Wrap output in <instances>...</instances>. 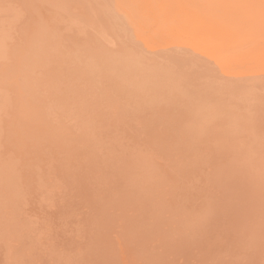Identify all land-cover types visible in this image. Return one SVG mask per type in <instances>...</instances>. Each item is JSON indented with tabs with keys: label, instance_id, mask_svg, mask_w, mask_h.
I'll return each mask as SVG.
<instances>
[{
	"label": "rangeland",
	"instance_id": "rangeland-1",
	"mask_svg": "<svg viewBox=\"0 0 264 264\" xmlns=\"http://www.w3.org/2000/svg\"><path fill=\"white\" fill-rule=\"evenodd\" d=\"M0 1H1V3H0V43H2V44H0V49H1L0 50V54H1L0 58H2V56L4 57V59H0V151H1L0 152V264H264V178L262 177V176H264L263 175L264 174V163H263L264 162V159H263L264 158V124H263L264 123V121H263L264 120V105H263L264 104L263 103L264 102V84H263L264 83V77H263L264 76V69H263V67H264V56H263L264 55V0H224V1L223 0H201L202 2L199 0L201 3L198 0H185V1L184 0H182V1L178 0L179 2L177 0H173L172 3H171L172 0L171 1L170 0L169 1L168 0H156L158 5H156L155 0H142V1L137 0L138 2L136 0H135V2H133V0H130V1L129 0H124V1L121 0L122 3H119L120 2L119 0H117V1H115V0H109V1L108 0L107 1L102 0L101 1L100 0L99 3L105 1V2H103V4L105 3L106 7L108 9L110 8V11L108 10V14H107L109 16L106 15V17H110V14L113 13V12H111L112 4H114V6L118 5V4L124 5L125 3H123V2L129 1L128 2L129 4L127 6L125 5L126 10H125V6H122V7L120 6L122 11H127V12L123 13L121 11V9L118 8L119 5L117 7H113V8H118V9H115L116 11L112 10V11H114L115 14H117L116 15L117 17L113 13L111 15V18H110L112 21H109V18H107V20H106V21H108L107 22L108 26H107V23H105V22L102 24V27H105L106 29L108 27H111L112 25H114V23L116 24L115 25L116 28L115 27H111L110 29L108 28V31L105 29V31H107L106 33H108L109 30L111 33V29L113 28L112 29L113 33L112 34L108 33L109 37H106L107 34L104 31H100L104 28L101 29V27H99V24H101L106 19V17L105 18L103 17L104 20L102 22H100L101 21L100 18L102 17V15H100L99 12L101 14L104 13L103 14V16H104L107 13V12L105 13L104 11H107V9H106V7H104L106 10L102 9L101 11H99V9L97 7L99 3H97V6H95L97 0H88V1L83 0V3H85L84 1L87 2L85 7H87V10H89L88 12L89 13L93 12L92 18L97 19L94 11L98 13L97 15H100V16H98L99 18L97 19L99 21V24H97L98 22L96 21V25L90 24L89 22L94 23L90 19H89L90 21H87L86 18L84 20V16L87 17V15H85L84 11H87V10H82V9H86V8H83L84 6H82V4H81V8L78 7V5H80L79 0H76V1L73 0L74 2H76V4L72 1V3H71L72 5L68 3V2H71V0L70 1L66 0V1H68L66 3L63 0H62L63 2L60 0H56V1L51 0L53 2L54 7L55 6L59 7L61 5L60 8H57V10H55V8H54L55 11L53 10V5H52V3H50L51 2L50 0H32V1L29 0L30 2L28 0H0ZM34 1L39 2V4L42 1L43 5H39L37 3L39 5V6H37V4L35 5V3H33ZM54 1L60 2V4L55 3ZM110 1H114V2L109 3ZM143 1H144V3H143ZM212 1H213V3L215 2V4L209 3ZM227 1H229L228 4H230V6H228ZM44 2L46 3V5ZM92 2H94L93 6H91ZM130 2H133V4L136 7V8L134 7L135 11H134V9H131V7H129L131 9L130 12H132V14L129 12L130 9L128 8V6L131 5ZM168 2H169V4H167ZM232 2H233V4H232ZM61 3H64V4H61ZM88 3H90L91 5L88 6L89 5ZM174 3L176 5H174ZM202 3H203V5L206 4L205 6L210 7L212 10H209L210 8L207 9V7L205 8V6H203ZM24 4H27V5H24ZM50 4L52 6V10L54 11V13L56 12V14L61 13L63 11V10L58 11V9L61 10L62 5L67 6V7H65L64 12H62L60 14L61 16L62 15L63 16L62 17L61 16L55 17L56 15L53 13L52 10H50L51 9L49 6ZM103 4H99V7H102L101 5H103ZM231 4L234 5L237 9L234 8V6L232 7ZM73 5L74 6L77 5L76 7H78V9H81L83 11V13H80V10L78 11V9L71 7ZM108 5H110V6H108ZM153 5H154L155 9H154ZM224 5H227L229 8L227 6L224 7ZM23 6H27V8L26 7L23 8ZM64 6H63V8H64ZM180 6H181V8H179ZM42 7H47V8H45V9L43 8V10H42ZM69 7H70V9H69ZM96 7H97V10L95 9ZM146 7H147V10L145 9ZM170 7H172V8H170ZM226 7L229 9V11H226ZM67 8L69 9L67 11L71 10L70 13L73 10H75V12H72L71 14L70 13L67 14L68 12L65 11ZM71 8H73V10ZM141 8H143L144 10L143 9L141 10ZM25 9H27V10H25ZM29 9L31 10V12ZM46 9L47 10L49 9V10L47 11ZM174 9H176V10H174ZM179 9L181 11H179ZM37 10H41L40 12L42 14V17L44 19L46 18L47 21L42 19L41 14L36 12ZM138 10H140V11H138ZM151 10H154V11L151 12ZM160 10H161V12H160ZM24 11L26 13H24ZM49 11L52 13H50ZM120 11L123 13L122 15H119V14H121ZM185 11H187V12H185ZM211 11H213V13ZM18 12H19V14H18ZM47 12H49V13H47ZM65 12H67V13H65ZM78 12L80 14H78ZM88 12H87V14H88ZM118 12H120V13H118ZM135 12H136V14H134ZM138 12H140L141 14ZM169 12H170V14H168ZM172 12H174L173 14L175 15V17H174V15H172ZM228 12H230V13H228ZM34 13H36V14H34ZM126 13L131 15V16H129L127 14L130 18L132 16L134 17L135 15H137V16H135L136 19L139 18L141 21L134 19L135 18L134 17V18H131V20L129 22L132 25L128 24L129 18L126 15ZM165 13L167 14L168 18L166 20L165 19L163 20V18H166V16L164 17ZM24 14L26 16H28L25 19H24V17H26V16ZM38 14L40 15V17H38L39 16ZM43 14H45V15H43ZM81 14H84V15L80 16ZM188 14H190V15H188ZM23 15H24V17H23ZM51 15H52V17L54 16L53 17L54 19L51 17ZM123 15H125V16L123 17ZM155 15L159 16V18L162 19L163 24L170 23L169 17L173 16L171 18L172 19L171 21L173 23L171 22L169 24V26H167L168 24L166 26L164 25L166 27V29H165V27L161 24L162 23L161 20L158 23L157 19H159V18H157ZM17 16H20L19 18L21 20ZM48 16H49V18H47ZM57 16H58V14H57ZM78 16H80L84 20V21H82V24H80L78 22H81V18L79 19L80 21H78L77 23L80 24V26L75 23L78 20V19L75 20V17L77 18ZM88 16H89V18H91V14H89ZM93 16H95L96 18ZM114 16H115V18H114ZM142 16H143V18H145L147 20L148 23L144 21L145 19L142 21ZM189 16H191V17H189ZM73 17H74V19H73ZM121 17L126 19V20H124V22H127V23H125V24H127V26L129 25L128 27L125 25L128 30H124L126 28L122 27L123 29L119 28L120 29L119 31L115 30V31H117V33H116L114 31V29H117L119 27L118 25H120V26L124 25ZM155 17H156V19H154ZM16 18H17V21L15 20ZM40 18H41L42 22L39 20ZM56 18H58L57 22L55 21ZM116 18L121 19L122 23L118 22L120 24H117L118 20L116 22H114L113 20H115ZM150 18H153V19H151V21L153 20L152 23H151V21L149 22ZM174 18H176V19H174ZM180 18H181V21H180ZM26 19H28V20H26ZM50 19H53V20H50ZM71 19L73 20V22L75 20V22L73 23ZM18 20L21 23H19ZM132 20H135V23L138 21L139 24L138 23H136V24H138V27L141 26V28L140 27L135 28V26H137V25L134 24V22ZM35 21L37 22V25H35L36 24ZM70 21L73 23L72 25L75 24L79 27L87 25V23H89L88 25H92L91 28L94 25V27L92 28V29H94V32L91 31L92 29H90V30L84 29L83 32L85 35H82V34L79 35L76 33L77 32L76 28L79 29V27L72 26L75 28L69 29V30H72V32L70 31L68 33L69 30H67L66 28L65 29H63V28L70 26V24H71ZM154 21L156 22V24ZM164 21H166V22L164 23ZM27 22L29 24H26ZM46 22H48L49 24L48 23L46 24ZM109 22H111L113 24H111ZM22 23L26 24L27 26L22 24ZM43 23H44V25H43ZM181 23H184V24H181ZM185 23H187L186 26H185ZM201 23H203V25ZM21 24H22V26H21ZM140 24H142V25H140ZM145 24H147V25H145ZM149 24H151L150 27H149ZM159 24H161V26L164 28V31H162L163 28H161ZM13 25L14 26L20 25L19 26L20 28L18 26H16L18 28L15 29V27ZM51 25H53L54 28L50 27ZM144 25L148 26V29H146L147 27H145ZM208 25H209V27H208ZM210 25H211V27H210ZM34 26H35V29H34ZM42 26H45V27L40 28V30L42 29L40 31L38 28L42 27ZM49 27H50V29H49ZM72 27L70 26L69 28H72ZM152 27L154 28V30L152 29ZM175 27L179 28L178 31H177V29H175ZM187 27H191V28H187ZM12 28H14V29H12ZM28 28H30V29H28ZM84 28H86V27L84 26ZM96 28H98V29H96ZM170 28H172V29H170ZM44 29H45V31L43 33L42 31ZM95 29L98 30V32L95 31ZM130 29H132V30L134 29L135 31L137 29H140V30L142 29V30H141V33H139L140 30H137L136 31L137 34H136V32H134V30L132 31ZM157 29H159V30H157ZM180 29H182L183 31L181 30L179 32ZM15 30L18 31V34H17V31L15 32ZM23 30H25V31H23ZM59 30L63 31V34L66 33V35L62 36L60 33H58L59 35L56 34L57 32H59ZM81 30L82 29H79L78 32L80 33ZM85 30H87V31H85ZM121 30L126 31L125 35L128 34L129 36L126 35V36L121 37V35H124L122 33L120 35L118 34V32L120 33ZM218 30H220V31L218 32ZM20 31L25 32V34H23V32H22V34H20L21 33ZM46 31H47V33H46ZM50 31L51 32L53 31V32L51 33ZM143 31L146 32V34ZM159 31L163 35L165 34L164 36L161 35V40H163V42L161 40H158V38L160 37ZM173 31L175 33V36H174ZM33 32H34V34H32ZM85 32H89L88 35H91L92 34L91 32H93V34L95 32H97V33H95L94 35L92 34L94 36V38L91 39L90 38L91 36H87ZM99 32H101V33H99ZM102 32H104L105 34H103ZM121 32H123V31H121ZM147 32H148V34H147ZM183 32L186 34L184 35ZM207 32H210L212 34H209ZM40 33H43V36H46V37H43L42 34H40ZM132 33H134V34H132ZM179 33H181V34H179ZM35 34H38L39 37L34 36ZM52 34H53V36H51ZM67 34L70 35V39L68 37L69 35L67 36ZM73 34H75V35H73ZM101 34H103L104 36L103 35L101 36ZM115 34L116 35L118 34L117 36L121 37L120 40L115 38L116 37ZM139 34L140 35L143 34L142 38ZM152 34H154L155 39L153 38L154 36ZM157 34H158V36H157ZM219 34H220L221 38H220V36H217ZM17 35H19V36H17ZM22 35H24V36H22ZM32 35H33V37H31ZM57 35L60 37V39H62V40L65 39L63 42L59 38H57L58 41L59 40L61 41V42L59 41L60 43L59 42L58 43L59 44L62 43L61 45H59V47L56 46V45H58V43L55 39L57 37ZM71 35H72V37H71ZM76 35H77V37H76ZM96 35H97V37H96ZM134 35H138V36H136L137 38H135ZM146 35H148V36H146ZM166 35H167V38L165 37ZM21 36L24 39H22ZM40 36H42L43 40L40 38ZM74 36L76 38L81 37V36H84V37L87 36L86 38L89 37L88 38L90 40L89 45L91 44L90 42H92V46H89L88 44H86L88 42V40H85L86 38L84 39L83 37H81L79 39H76V38H74ZM19 37H20V39H19ZM125 37H127V38L133 37L134 39H132V38L126 39ZM156 37H157V39H156ZM177 37L180 39L178 40ZM186 37L188 39L187 41L185 39ZM3 38H4V40H3ZM27 38H29L28 39L29 41L27 40ZM33 38H34V40H33ZM44 38H46V39H44ZM50 38H51V40H50ZM149 38H151V40ZM162 38H164V39H162ZM172 38H173V40H171ZM35 39H36V41H35ZM67 39H68V41H66ZM80 39L81 40L84 39V40L81 42H78ZM94 39H97L98 41H95ZM99 39H101V40L105 39V40H103L104 42H107L109 40L110 42L108 41L107 43H105L104 48H103L102 47L103 44H100V42H103V41H101ZM121 39H123V40H121ZM196 39H198V40H196ZM19 40H20L19 44H21V43L24 44V45L21 44L22 48L18 45ZM21 40H23V41L25 40L24 41L25 43ZM53 40H55L54 44H53ZM116 40L122 44H119ZM127 40H129V41H127ZM139 40L143 41L144 44H142V42H140ZM175 40H177L179 42H177ZM180 40H182V42H181L182 45L180 44ZM183 40H185V42ZM31 41L33 42V44L35 46L31 43ZM45 41H46V43H49L48 41H50V43L45 44ZM84 41H86V42H84ZM146 41L148 43H151V44H148ZM167 41L169 44L167 43ZM41 42H44V43H41ZM82 42H84V43H82ZM153 42H155V43H153ZM197 42L199 45H197ZM78 43H80V44H78ZM133 43H135V44H133ZM152 43H153V46H152ZM156 43L160 46H156ZM25 44H26V46H25ZM30 44H32V46ZM154 44H155V46H154ZM175 44H176V46H178V49L174 50V48H176V46L173 47ZM194 44H196V45H194ZM67 45H69V46H67ZM77 45H79V46H77ZM81 45H82V47H81ZM120 45H122V46H120ZM166 45H167V47H169V49L167 47L164 48V46H166ZM186 45H188V46H186ZM217 45H219V46H217ZM4 46L6 49H4ZM66 46H67V48L68 47L69 48L68 49L65 48ZM73 46L75 49H72ZM86 46H87V48L85 50H87V49L88 50L84 51V52H86L85 55H87V57L84 54H82L83 51H81V48L83 50V48ZM97 46L100 50L99 49L95 50V48L92 50V47H97ZM145 46L147 47V49ZM183 46L185 47V49ZM25 47H27L28 50H26L27 48H25ZM90 47H91V49H90ZM148 47H150V48H148ZM179 47H180V49H179ZM188 47H189V49H188ZM196 47L198 49H196ZM13 48H14V50H17L15 52V54H16L15 56L18 58H16V59H14L15 57H13L14 56V52L12 50ZM24 48H25V50L23 51ZM35 48H36V50H35ZM44 48L46 51L43 50ZM48 48H49V50L51 49V51H49ZM57 48L59 51H61L62 58H61L60 52L59 51L57 52ZM61 48H63V50ZM78 48L80 49L79 51H78ZM122 48H124V49H122ZM170 48H172V49H170ZM9 49H10V51H9ZM103 49H105L106 52ZM114 49H115V52L112 51ZM136 49L140 50V53ZM205 49H206V51H205ZM19 50L21 51L22 54L20 53V55H17L20 52ZM54 50H56V51H54ZM73 50H74V52H73ZM75 50H76V52H75ZM162 50H164V51H162ZM170 50L175 51V53L170 52ZM178 50H180V55H179ZM258 50H260V52ZM38 51H40V52H38ZM70 51H72V52H70ZM110 51H112V52H110ZM118 51H119L120 55H122L123 54L122 52L125 51L124 53L127 55L128 60L127 59L126 60L124 59V60H125V62L128 61L127 66H126V63H124L123 59H122V57H124V56L126 57L125 54H123L124 56L119 55L120 59L122 60V63L120 60H115L119 57L118 53H116ZM120 51L122 54L120 53ZM155 51H158V53ZM12 52H13V54H12L13 58L11 59L10 53H12ZM50 52L52 55L51 54L49 55ZM79 52L81 54L79 56L76 55L77 56L76 57L75 54H79ZM100 52H102V53H100ZM141 52H143V53H141ZM160 52H164L163 53L164 55H162ZM168 52H170V53L168 54ZM183 52H184V54H183ZM6 53L9 57L7 55H5ZM37 53H39L41 55H38ZM46 53L49 56H51L52 60H47L49 57ZM54 53H56L57 57L58 56L60 57V58L59 57L57 58V60H58L57 63L54 62L56 60V55ZM65 53H66V55H65ZM132 53H134V54H132ZM137 53L140 55H143L144 57L138 55ZM171 53H173V54H171ZM187 53H190V54H188L189 56L187 55L188 57L186 56ZM24 54H26V55H24ZM28 54L29 55L32 54V55H30V59L31 58L32 59L27 61L26 59H28V57H29ZM88 54H89V57H88ZM92 54H94V55H92ZM111 54H114V55H111ZM115 54H117V55H115ZM170 54L172 55L171 59H173V61L170 60V58H169V56H171ZM174 54H176L175 55L176 57H174ZM198 54H201V55L198 56ZM21 55H22V57H21ZM90 55H92V56H90ZM129 55H130L131 60H135V59L139 58V60H135L137 62L133 61V63H135V64L137 63L136 64V65H138L137 67H139V66L142 67L141 66L142 64H143V66L145 65L143 67V69L137 68L136 65L133 64L132 61L129 60L130 59V58H128ZM158 55L161 56V57H159V60L155 59V58H158ZM177 55H179V58H180L178 60H181V61H178L176 59V58H178ZM213 55L215 57H213ZM241 55H244V56H241ZM25 56H27V57H25ZM83 56H85V59L89 58V59H87L88 61L87 60L86 61L88 63L89 62H91V63H89V64L86 63L85 59L82 58ZM98 56L100 58H97ZM104 56H107V59ZM115 56H118V57H115ZM131 56L137 57V58L133 59ZM167 56H168V59L165 58ZM262 56H263V58H262ZM24 57H25V59L22 61V58H24ZM94 57H96L94 59L95 63H96V60H98V59H99V62H102V63H99L100 65L104 64L105 62L111 61L110 62L111 65H109V63L108 64L105 63L106 65H109V68H107L108 66L105 67L106 65L102 66L105 68V70H104L105 72H103L104 74L106 73V69L109 71L107 73L108 75H106L108 77H106L104 74H101L103 76L102 77L97 71L96 72L94 71V70H98V69L101 70V68H98V69L96 68V65L98 64V62L95 65H90L93 63V61L92 60L89 61V60H90V58L93 59ZM109 57L113 61L110 60ZM184 57L186 58V60L188 59V61H185ZM243 57H244V59H243ZM258 57H260V58H258ZM44 58H46L45 60H47L48 62L45 61ZM51 58H49V59H51ZM81 58L84 61L80 62ZM102 58H105L107 61L103 60ZM182 58H184V59H182ZM206 58H208V60ZM246 58L250 62H247ZM261 58H262V61H261ZM60 59L61 60L63 59V61L61 62ZM141 59H143V60H141ZM76 60L77 61L79 60V61L77 62ZM154 60H157V61L154 62ZM233 60L236 62H234ZM36 61L39 63H37ZM74 61L76 63H74ZM114 61H116V63L120 61L119 63H121V64H119V63L116 64L117 66L119 65L117 67L118 69L116 68V65L114 64ZM140 61L142 62V64H140ZM79 62L82 64H80ZM185 62H186V64H185ZM231 62H234L235 64L231 63ZM129 63L133 64L132 66H134V68L140 70V71H138V70L134 71V72L138 73L139 76H135L134 74H136V73H132L133 72L132 66L130 67L131 64H129ZM244 63H246L247 65H244ZM21 64H24V65H22V67H21L20 66ZM32 64H35L36 66L32 65ZM54 64H55V66H54ZM58 64H59V66H60V64H63V65H61L59 67ZM85 64L90 65L91 67L90 66L87 67ZM99 64H98V67H100ZM122 64L125 65L124 66L125 70L131 71V72L127 71L129 75L126 74L125 70H123V69H122L124 71L123 74H122V71H116V69L121 70V68L123 67ZM162 64L164 65V67L166 66L165 67V69L167 68L166 70L163 69L164 67H162L163 66ZM173 64H174V66H173ZM187 64H188V68L186 67ZM231 64H233L234 67H236L235 69H234V67L231 68L233 70L232 73H231V71H229L230 70L229 66H233ZM181 65H183V66H181ZM5 66H7V67L11 66L13 72L11 71V69L7 70L8 71L7 72L5 69L7 67H5ZM16 66H18L17 69H15ZM31 66H33L34 68L32 69ZM56 66L58 67V69ZM62 66H63V68H61ZM84 66H86V67H84ZM92 66L95 67V69H93ZM113 66H115V67H113ZM120 66H121V68H120ZM177 66L178 67L181 66V68L184 67V69L186 67V69L185 70L182 69V73H180L181 68L180 67L178 68ZM192 66H193V68H192ZM217 66H219L220 68ZM36 67L39 70H41L42 68L43 69H42V71H39L38 69H36ZM81 67H83V68H81ZM189 67H190V69H189ZM215 67H217V68H215ZM221 67H223V68H221ZM59 68L64 69V70L61 71V70H59ZM88 68L92 69V70L90 69L91 72H88L89 71ZM226 68H227V70H225ZM257 68L258 69L260 68V70L258 71ZM86 69H87V71H86ZM187 69H189L188 72H187ZM221 69L224 71V73ZM242 69H245V71ZM27 70H29V71H27ZM56 70H58L59 72H57ZM78 70H80L81 72ZM100 70H99V72H100ZM161 70L163 71V73ZM168 70H169V72L166 73L168 75L167 76L164 73V71L166 72ZM3 71H4V73H3ZM18 71L20 72V74L18 73ZM32 71H34V72H32ZM54 71H56V72L54 73ZM102 71H103V69H102ZM110 71H111V73L114 72L115 74L116 73L118 74L119 72H121V73H119V75L121 74V76L117 75L118 76L117 77L115 74H111L112 75V76L110 75L111 78L114 75V76H116V78L115 77H113V78H115L116 80H113V78L110 80V78H109ZM146 71L147 72L149 71V73H146ZM151 71H154L153 75H151L152 74ZM185 71L187 72V74L189 73L188 74L189 79L192 77L191 79L193 81L195 79L196 80L194 82L193 81L189 82L188 81L189 79L183 78L184 80H182V78H179L180 75H183L181 77L186 76ZM197 71H198V73H197ZM199 71H200V73H203L205 75L200 74ZM14 72H17V73H14ZM29 72H31L32 75ZM93 72H95L96 74ZM139 72L146 73L147 78L149 75H151V77L148 78V82L151 83V84H149V86L151 85L150 86L151 88L148 86L146 88L144 86L145 84L147 85V81L145 80L146 82L144 81V83H143V79H147V78H143L145 76L143 75V73H140L141 74L140 75ZM214 72L216 74H214ZM13 73L15 74V76L13 75ZM92 73L95 75H93ZM130 73H132V74H130ZM170 73H171V75H170ZM220 73H222V74H220ZM247 73H249V75ZM262 73H263V75H261ZM22 74H23V76H22ZM16 75H17V77H16ZM26 75H27V77L24 78V76H26ZM68 75H70V76H68ZM126 75H127V77H126L127 81H128V79H130L132 77V75H134L133 76L134 79L133 78L130 79L129 84H128L129 81L127 83H124V81H123V80H125L124 76H126ZM190 75H192V76L190 77ZM237 75H238V77H236ZM256 75H257V77H260V79L258 78L259 81L257 80ZM30 76H32V77L30 79H28ZM128 76L130 78H128ZM152 76H153V79H152L153 81L150 82ZM166 76L168 77V79ZM188 76H187V78H188ZM195 76H199V77H195ZM207 76H210V77H207ZM217 76H220V77L218 78ZM251 76L254 78H252ZM105 77H106L107 81L105 80ZM119 77H121V78H119ZM122 77H124V78H122ZM138 77H140V78L142 77V79L139 78L141 81L140 80L138 81ZM165 77L167 80L165 79ZM204 77L208 78V79L206 80ZM222 77H224V79ZM235 77H236V79H234ZM246 77L249 78L250 83H249V81L248 82L246 81V80H248ZM8 78H10V80ZM32 78H33V80H32ZM161 78L164 80H162ZM197 78L198 79L200 78L201 80L199 79V81H197L198 80ZM7 79H8V82L10 81L9 83L6 82ZM121 79H123V80L120 81ZM180 79H181V81H183V82H181V85H180ZM45 80H46V82L47 81H53L51 83L54 85V87L52 84H51V86L53 88L51 86H49L48 84H50V83H48V82H47L48 84H46V82H42ZM93 80L95 82H93ZM96 80H97V83H96ZM112 80H113V82H111ZM135 80L138 82H142L144 84L143 86L142 85H140V86L143 89L146 88V92H145V90H143L144 93L142 94L146 97L142 96L140 93H137V90H138V92H141L142 89L140 88L141 91H139V88H137L138 87L137 84L134 83ZM262 80H263V82H262ZM170 81H172V82L170 83ZM184 81L185 82L188 81L187 83H191V84L194 83V84H192V87L190 86V84H188L189 87H187L188 85ZM220 81H222V82H220ZM254 81L256 82V84ZM1 82L3 83L2 85H1ZM21 82L24 83V84H22L23 86L21 85ZM37 82H40L39 83V85L41 86L40 88L44 87V89L41 90L40 88H38L39 85ZM167 82L169 84V85L167 84L168 86L166 85ZM257 82H259L261 85L258 84ZM17 83L18 84L20 83V85H18ZM203 83L206 86H204ZM123 84H125L127 86H125ZM182 84H183V88L181 87ZM199 84H201L200 85L201 87L199 86ZM227 84H228L229 88H228ZM112 85H114V86H112ZM132 85H134V86H132ZM221 85H222V87H221ZM225 85H226V87H225ZM6 86L8 88H6ZM101 86H103V87H101ZM123 86H125V87H123ZM135 86H137V87H135ZM170 86L173 87V90H171L172 87H170ZM185 86L188 88L189 92H187V89L186 90L184 89ZM20 87H22L21 90H20ZM31 87H34V90ZM96 87H98L97 91H96ZM133 87H135V88H133ZM207 87L208 88L210 87V89L212 87L214 90L213 89L210 90ZM232 87H233V89H231ZM18 88H19V91H18ZM23 88H24V90L22 91ZM93 88H94V90H93ZM117 88H118V90H117ZM148 88H150V89H148ZM166 88H167V90H166ZM196 88H197V90H196ZM218 88H219L220 92H219ZM238 88L239 89L241 88V89L239 90ZM38 89H40V90L38 91ZM168 89H169V92H168ZM160 90L162 93L164 92L165 94L164 93L162 94L161 92H159ZM215 90H217V91L215 92ZM221 90L224 92H222ZM31 91L34 93H30ZM124 91H126V92L124 93ZM131 91H133L134 93ZM172 91L174 93L175 92L178 93V91H179V93H178L179 95L178 94L175 95ZM208 91H209V93H208ZM26 92H28V93H26ZM59 92L61 94H62V92L64 93L63 97L65 99L62 98V96H60ZM94 92H96L97 94ZM184 92L188 95L187 97H189L190 93L194 94V95H190L191 98L193 97V100L190 98H185L186 94L184 96L183 95ZM211 92L215 93V94L218 93L215 96H217L219 99L217 97H215ZM228 92H229V94H228ZM23 93L24 94L26 93L25 95H27V96L30 95L29 99L31 100V102L26 96H23L24 95ZM81 93L83 95L85 94V96H83ZM199 93L203 94V95L200 96ZM226 93L228 96L227 98L223 95V94L226 95ZM247 93H249V95ZM19 94H21V95L18 96ZM33 94H35V95H33ZM112 94L113 95L118 94V95L113 96ZM172 94L175 96H173ZM204 94H207V95H204ZM235 94H236V96H237V94L240 95V96H237V98H236V99L240 98L238 105H237V102H235L236 99L234 100V97H236V96H234ZM243 94H244V96L246 95L245 96L246 98H244ZM134 95L137 99L134 97ZM220 95L222 97L224 96V98H226V99L223 100L224 98L222 99V97ZM231 95L234 97H231ZM251 95L255 99H253ZM261 95L263 97H261ZM36 96H39V98L40 97H42V98L39 99ZM56 96H58V98L60 97L59 99L61 100V103H60L59 99L56 98ZM170 96H171V98H170ZM178 96H180V97H178ZM257 96H259V97H257ZM21 97L23 99H21ZM34 97L36 98L35 101H33ZM128 97L131 100L133 98V100L130 101V99ZM147 97L150 99L149 101H146L148 99ZM200 97L201 98L203 97L204 99L208 98L207 100L208 101L210 100V101L207 104H208V106L210 105L209 107H213V108L210 109L209 107H207L206 102H208V101L206 99L204 100L203 98H202L203 99L202 100V99H200ZM9 98L12 99L13 102H11V100ZM26 98H27V100H26ZM61 98L64 101L65 100L66 101L62 103ZM157 98H159V99H157ZM182 98H184L183 100L189 99V100H186L188 102H186V101L185 102L187 104L189 103L190 105L192 104V106L194 108L192 106L191 107L188 106L189 108H186L187 104L186 105L182 104V107H181L180 106L181 104H179L181 102L178 103L177 100L179 101ZM196 98H197V102H196V100H194ZM212 98H215V101ZM216 98H217V101H216ZM251 98L254 100V103H253V100L251 101ZM257 98L258 99L263 98V99H260V101H259ZM37 100H39V101H37ZM139 100H143V102L142 101L139 102ZM144 100H145V102H144ZM233 100H234V102H233ZM240 100H242V102H244V103L246 102L247 104L246 103L242 104V102H241V105H240ZM56 101H59V102H56ZM172 101H174V103L176 102L175 103L176 105H174V103ZM192 101H194L195 103ZM226 101H227V103L228 102L229 103L227 104ZM17 102H18V104H17ZM98 102L100 103L99 105H98ZM141 102H142V104H141ZM185 102H183V103H185ZM190 102H192V103H190ZM218 102H219V105H218ZM259 102H261V104L263 106H259V105H261ZM13 103H15V104H13ZM22 103H23V105H22ZM168 103H169V106H168ZM198 103H201V104L199 105ZM24 104L26 106L29 105L26 108V110L28 109L27 112L24 108ZM122 104H124V105H122ZM196 104H198V105H196ZM204 104H206V105H204ZM233 104H235L236 107H235V105L233 106ZM252 104H254V105H252ZM19 105H21V106H19ZM203 105L206 106V111L207 110L212 111V112H210V114L215 113L216 115H220L219 116L220 120H218L219 118L216 119L215 115H213V116H211L212 114L209 115V111H207L208 115H206L207 112L204 113L208 117L211 116L210 117L211 121L212 120L215 121V119H216L218 121V122L215 121L216 124L213 121L211 122L212 124H210V122L207 123V121H209V118L205 117L206 118L205 119L204 115H203V117L202 116L198 117V113L199 114H201V112L203 113V111H202L203 109L201 110V108H203L201 106H203ZM228 105H229L228 108L233 107V108H231L233 111L231 109H229L230 113L227 111L228 109L227 110L225 109V107H227ZM249 105H250L251 109L249 108ZM18 106H19V108H18ZM22 106H23V111L21 110ZM32 106H33V108H32ZM237 106H240L238 108H241V109L238 110ZM29 107L31 108V110ZM120 107L123 108V110H121ZM138 108H140V110ZM207 108H209V109H207ZM223 108H224V110H223ZM42 109L45 111L41 112ZM181 109L185 110L186 112L183 110L181 111ZM197 109H200L199 110L200 112ZM258 109H259V111H258ZM100 110L102 111L101 113H100ZM106 110H108V111H106ZM125 110H128V112ZM149 110H150V112H149ZM163 110H165V111H163ZM174 110H176V112ZM204 110H205V108H204ZM119 111L122 113V115ZM129 111L131 112L132 115L133 114H135V115H133V117H132V115L129 113ZM189 111L191 114L193 112L192 119H191V116H190L191 114L189 113ZM194 111L197 113V115ZM222 111H224L225 114H227V115H228V113L231 114L232 117L231 118L229 117L230 118L229 119L228 118L229 115L228 116L223 115ZM234 111H235V113H234ZM242 111L248 115L246 116V114H245V116H244V113ZM104 112H106V113H104ZM164 112L165 113L167 112V113L165 114ZM181 112L184 115H182ZM194 113L196 116L194 115ZM137 114H139V115H137ZM240 114H243V116ZM123 115H125V116H123ZM142 115L145 117H143ZM179 115H180V119H182V121H180V119L178 118ZM181 115L184 117V119H186L189 115V117H188L189 121H186V122L188 124L191 122L189 124V126H187L188 124L186 122H184V123H186V125L184 124L186 127H184L183 129L180 128V126L181 127L184 126L183 123L181 124V122H183L185 120H183V117H181ZM14 116H16V117H14ZM139 116L140 117L142 116V117L140 118ZM153 116H154V119H152ZM214 116H215V118H214ZM201 117L203 119H200ZM224 117L228 118L227 119L228 121L224 119L226 121V123H223V122H225L224 120H222ZM130 118H132V119H130ZM142 118L145 121H143ZM194 118H196V119H194ZM212 118H214V119H212ZM236 118L238 119V121H239V118H240V121L242 119L243 120H242V122L239 121L240 122L239 123L238 121H235ZM17 119H19V121H21V122H19ZM23 119L26 120V122ZM140 119H141V121H140ZM197 119L200 121H198ZM48 120L50 122H48ZM191 120H193V121H191ZM195 120H197V122ZM259 120H260V122H259ZM147 121H149V123ZM30 122H32V124ZM34 122H35V124H34ZM227 122H229V123H227ZM49 123H51L50 124L51 128H52V126L53 127L59 126L58 130L60 128L64 132H67V134L66 133L64 134V132H61V130L58 131L56 128L55 132L57 133V131H58L57 134H59V132H60L61 133L60 135L64 134L66 137L67 136L68 137L64 138L63 137L64 135H63L61 138L62 140H60L59 143L56 142L59 140V137H58L59 135L55 138L54 137L47 138L49 136H52V135L55 136L56 135L53 131H51L49 129L50 128ZM236 123H237V125H236ZM249 123H250V125H249ZM37 124H39V125H37ZM156 124L160 128L158 126H156ZM225 124L230 125V126L228 127ZM23 125H25V128ZM32 125H33L34 129H33ZM34 125H37V127H35ZM40 125H42V126H40ZM133 125H135V126L133 127ZM193 125H194V127H193ZM197 125H198V127L200 126L199 127L200 129H198L199 131L196 130ZM212 125L215 127H212ZM233 125H236V127L239 128V130H240L239 135L237 134L238 132H235L238 136V139H237V137L235 138L234 135H232V137H230L231 136L230 134H232V133L234 134V131L237 130V128L234 127ZM71 126H73V127L71 128ZM153 126L154 127L156 126V127L154 128ZM204 126H205V128H204ZM232 126L236 129L234 130ZM40 127H42L43 130H45V131L48 130L49 133L47 134V132H46V134H44V135H47V137L45 136L46 138L42 135L43 130H42V132L40 131V134H38L39 130L42 129ZM131 127H133V128H131ZM137 127H139V128H137ZM210 127H212L214 130H212ZM17 128H20V129H17ZM37 128H40V129L38 130ZM100 128L103 130H101ZM144 128H146V129H144ZM240 128H242L243 132ZM7 129H9L10 131ZM13 129H15V130L13 131ZM30 129H32V130H30ZM115 129H117V130H115ZM129 129H130V131H129ZM141 129L143 132L145 130L147 132L145 131V133H142V131H139ZM155 129H157V130H155ZM201 129H202V131L204 130L203 131L204 134L206 132V135H203L204 137L202 136L203 138L198 137L199 134L202 133ZM37 130H38V132H36ZM66 130H68V131H66ZM188 130L192 131V134H193L192 136H194V138L197 135L196 138L197 137L199 138V139L197 138L198 141L200 139H202V140H200L199 142L197 141L196 138H195L196 141L193 140L194 138L190 135L191 132ZM193 130L196 132L197 131L198 132L201 131V132L200 133L197 132V133H195L196 135H194ZM50 131H51V133H50ZM187 131H188V133H187ZM219 131H221V132H219ZM229 131H231L232 133H230ZM78 132H81L80 135H77V134H79ZM208 132L210 133L209 136H208V134H209ZM228 132L230 134H227ZM13 133L15 134V137H14ZM127 133H129V135ZM139 133L144 134V137H143V135H141ZM148 133H150V134H148ZM222 133L227 134L226 136H229L231 139H229V137H227L228 139H226L225 134L223 135ZM257 133H258V135H257ZM50 134H52V135H50ZM70 134H71V138L69 137ZM41 135L43 137H41ZM72 135H74V136H72ZM148 135H150V136H148ZM220 135H223L224 137H222ZM259 135H260V137H259ZM35 136L36 137L38 136L39 138H36ZM79 136L81 137L80 140L78 139ZM190 136L192 138H190ZM76 137H78V138H76ZM209 137H210V139H209ZM217 137H219L220 139ZM17 138H18V140H17ZM57 138H58V140H55ZM83 138H85V139L82 141ZM91 138L95 139V140H90ZM222 138H224V139H222ZM50 139H51V142H53L54 144H57V145H54L53 143H51ZM71 139L73 142L71 141ZM183 139H184V141H183ZM205 139H206V141H205ZM218 139H219V141H217ZM68 140H70V141H68ZM78 140L80 142H78ZM98 140H100V142H98ZM118 140L121 143H119ZM185 140L186 141L188 140L189 142L188 141L186 142ZM41 141H43V142H41ZM44 141H45V143L47 142L48 145L47 144L44 145L43 144ZM62 141H63V143H62ZM94 141H95V144H94ZM101 141L104 142L105 144L102 143ZM135 141H137V142H135ZM228 142H230L231 145L228 146V144H229ZM253 142H254V145H253ZM13 143H15V145H13ZM28 143H29V145H28ZM87 143H90L91 145L87 144ZM233 143H235V144L233 145ZM249 143L251 145H249ZM50 144H52V145H50ZM86 144H87V146H89V145L90 146L87 147V146H85ZM126 144H128L129 146ZM186 144H188L189 146ZM36 145L37 146L39 145L40 147L39 146L37 147ZM92 145H95L98 148V152H96V153L99 156L97 157V155L95 154L96 155L95 158H98V159L92 158V157H94L93 156L94 154H91V152H95L94 150L96 149V147H94ZM111 145H112V147H111ZM214 145H215V147H214ZM19 146H20V148H18ZM55 146H57V148ZM68 146H69V148H68ZM205 146H206V148H205ZM251 146L254 149L253 148L250 149ZM11 147H13V148H11ZM32 147H34L33 150H32ZM65 147H67L68 149ZM189 147H191V148H189ZM21 148L23 149V151L24 150L25 151L29 150V151L23 152L21 150ZM87 148H88V150H87ZM90 148H91V150H90ZM15 149H17V150H15ZM41 149L45 150V151L42 152ZM113 149H114V151H113ZM120 149L123 151H121ZM125 149H129V150H125ZM257 149L259 151H257ZM6 150H7V153H5ZM37 150H40V151H37ZM104 150H105V152L108 151V153H105ZM173 150H174V152H172ZM194 150H196V151H194ZM232 150H234V151L231 153ZM55 151H57V152H55ZM96 151H97V149H96ZM115 152H116V154H115ZM254 152H256V153H254ZM18 153H19V155L21 154V156H19ZM30 153L33 155H31ZM66 153H68V156ZM87 153H89V154H87ZM194 153H196V155ZM257 153H258V155H257ZM262 153H263V155H261ZM60 154H63L64 157ZM110 154H113L114 156H112ZM230 154L232 157L228 156ZM23 155L27 158L26 159L27 163L25 162V157ZM197 155H199V156H197ZM20 157H21V159H20ZM40 157L41 158L43 157V158L41 159ZM125 157H126V159H125ZM22 158H23V160H22ZM78 158H82V159L78 160ZM39 159L41 160L40 162H39ZM94 159H95V161L101 160V162L97 161L95 163ZM119 159H121V160H119ZM202 159H204V160H202ZM28 160H29V162H28ZM32 160H34V161L32 162ZM89 160H92V161H89ZM137 160L139 161V163L137 162ZM56 161L57 162L59 161V162L57 163ZM67 161L69 162V164L67 163ZM74 161L75 162L78 161V162L75 163ZM120 161H122V162H120ZM82 162H84V164ZM111 162H113L112 163L113 165L111 164ZM211 162H212V164H211ZM34 163H36V164L34 165ZM78 163H80V164H78ZM81 163L83 165H81ZM92 163L95 165V167ZM98 163L102 164L101 165L102 168L104 166L105 167H104V169H101V170L97 169L99 171L94 172L96 170V167L101 168V166H98L99 165ZM221 163H223V164H221ZM255 163H257V164H255ZM28 164L31 165L32 167H30ZM88 164H89V166H88ZM109 164L112 166H110ZM123 164H125V165H123ZM233 164H235V165H233ZM107 166H109V167H107ZM129 166H130L131 170L128 169ZM57 167H60V169ZM63 167H64V169H63ZM69 167H71V168H69ZM131 167H133V169ZM184 167H186V168H184ZM92 168H93V170L95 169L94 171H92L93 173H91V171L89 170ZM114 168H117L118 170H120V171H118L119 173ZM126 168L129 171H127ZM139 168H141V169H139ZM68 169L72 170L71 173ZM87 169H88V171H87ZM112 169H114L115 171H112ZM187 169H189V170H187ZM244 169H245V171L246 170L247 171L244 172ZM260 169H261V171H260ZM33 170H35V172ZM64 170H67L69 172L64 171ZM85 171H87V172L84 174ZM108 171L109 172L111 171V174L114 172H116L115 174L118 173L117 176L115 174L110 176V178H112L114 180L110 179L111 181H109V177H108L109 174L108 173H107L108 175L106 174V172H108ZM130 171L131 172L135 171L137 175L134 174L135 172L131 173ZM177 171H179V172H177ZM185 171H187V172H185ZM26 172L30 173V174L32 172L33 177H31L32 175L27 174ZM240 172L243 173L242 176H239V175H241ZM76 173H78V174H76ZM104 173H105V175H103ZM228 173L229 174L232 173V174L229 175ZM234 173L236 174V178H235ZM67 174H68V176H67ZM98 174L99 175L102 174L103 176L102 175L99 176ZM165 174L168 176H166ZM213 174H214V176H213ZM106 175H107V177H106ZM174 175H175V177H174ZM86 176L88 179L85 178ZM113 176H114V178H113ZM127 176H129V177H127ZM63 177H64V180H63ZM68 177H70L71 179ZM81 177H83V178H81ZM91 177H94V178L92 179ZM95 177H100V178L103 177L108 182L103 180V178H101V180H103V181L100 180L102 182L100 184V182H97V179ZM213 177H214V179H213ZM100 178H98V179H100ZM173 178H175V179L173 180ZM231 178H232V180H231ZM243 178L245 180H243ZM224 179H225V181H224ZM77 180L80 182V184L78 182H76ZM85 180L88 182H85ZM89 180H91V182H89ZM94 180H96L95 181L96 183L94 182ZM237 180H239V181L237 182ZM82 181L84 182L83 184H82ZM182 181H183V183H182ZM70 182H72V183H70ZM92 182H94V183H92ZM133 183H135L134 186H133ZM28 184L30 186H28ZM81 184H82V187H78V185H81ZM135 185H137L136 186L137 188L133 190L135 192V194H134V192L131 193V190L135 187ZM240 185H242V186H240ZM66 186H68V187H66ZM28 187H29V189H28ZM69 187H71V188H69ZM100 187H102V188H100ZM103 187H105V188H103ZM244 188H246V190ZM78 189H80V190H78ZM98 189H100V190H98ZM83 190H85V192H83ZM227 190H229V192ZM242 191H244V193ZM67 193H68V195H67ZM136 194H138V195H136ZM107 195H108V197H107ZM132 196L135 199L129 200V197H132ZM33 198H35V199H33ZM247 198H248V200H247ZM106 199H107V201H106ZM133 200H135V201H133ZM92 203H94V204H92ZM93 205H95L96 207H94ZM91 206L95 209L91 208ZM204 211H206V212H204ZM202 213L204 215H202ZM91 218H93V219H91ZM183 219H184V222H183ZM93 220H96V221H93ZM121 222H123V223L121 224ZM97 224H99L98 226H100V227H98ZM106 227H108V228H106ZM131 230H133L134 232ZM95 231H98V233ZM178 231H180L181 233H179ZM126 233H127V235H126ZM63 234L65 236L62 238ZM94 234L99 235V236H94ZM173 236H175L174 238H176V239H174ZM207 237H208V239H207ZM91 238L92 239L94 238L96 244L99 245V247H102L104 245L103 248L104 247H106V248L100 249L98 246L95 245V242L92 243V241H94V240H92ZM78 239H80V240H78ZM99 240H101V243L103 240H105L104 244H102V246H100L101 244L99 243L100 242ZM162 240H164V241H162ZM168 240H170V241H168ZM172 240H174V241H172ZM208 240H210V241H208ZM224 241H225V243H223ZM89 242H91V243H89ZM164 242H167V243H164ZM176 242L178 244H176ZM179 242L182 244H180ZM184 242H185V244H184ZM195 242H196V244H195ZM198 242H200L202 245ZM208 243H210V244H208ZM92 244L100 250L99 251L96 248L97 251H99L98 253L95 251L96 249L93 250L92 252H95L93 254L94 256L92 255V253H89L92 249H94V246ZM200 248H202V249H200ZM210 248H212V249H210ZM207 252H209V253H207Z\"/></svg>",
	"mask_w": 264,
	"mask_h": 264
},
{
	"label": "bare ground",
	"instance_id": "bare-ground-1",
	"mask_svg": "<svg viewBox=\"0 0 264 264\" xmlns=\"http://www.w3.org/2000/svg\"><path fill=\"white\" fill-rule=\"evenodd\" d=\"M28 1H29V0H28ZM31 1H32V0H31ZM50 1H51V0H50ZM55 1H56V0H55ZM55 1H54V2H55ZM60 1H62V0H60ZM63 1H64L65 3L68 2V1H66V0H63ZM63 1H62V2H63ZM69 1H70V0H69ZM72 1H73V0H71V2H68V3L71 4ZM75 1H76V0H75ZM80 1H81V2H80ZM86 1H88V0H86ZM86 1H84L85 3H83V0H79L80 5H78V7L81 8V4H82V6H84L83 8H86V9H82V10H87V7H85V6H86V3H87ZM99 1H100V0H97L95 6H97V3H99ZM101 1H102V0H101ZM106 1H107V0H106ZM108 1H109V0H108ZM115 1H117V0H115ZM119 1H120V2H119ZM119 1H118L119 3H122L121 0H119ZM123 1H124V0H123ZM129 1H130V0H129ZM129 1H128V2H129ZM136 1H137V0H136ZM141 1H142V0H141ZM155 1H156V0H155ZM168 1H169V0H168ZM170 1H171V0H170ZM177 1H178V0H177ZM181 1H182V0H181ZM184 1H185V0H184ZM198 1H199V0H198ZM200 1H201V0H200ZM200 1H199V2H200ZM223 1H224V0H223ZM2 2H3V1H2ZM14 2H15V1H14ZM29 2H30V1H29ZM73 2H74V1H73ZM89 2H90V1H89ZM94 2H95V1H94ZM94 2H92V5H91L90 3H88L89 5H88V4H87V5H88V6H90V5L93 6V3H94ZM103 2H105V1H103ZM103 2H100L99 4H103ZM112 2H114V1H110L109 3H112ZM128 2H123V3H125L124 5H123V4H120V5L118 4L119 6H118V5H115V6H114V4H112L111 12L114 13V11H112V10H115V9H118V8L121 9L120 6H121V7H122V6H125V5L127 6V5L129 4ZM133 2H135V0H133ZM133 2H130L131 5L128 6V8L131 7V9H134L135 5L133 4ZM137 2H138V1H137ZM139 2H140V1H139ZM162 2H163V1H162ZM172 2H173V0L171 1V3H172ZM175 2H176V1H175ZM178 2H179V1H178ZM178 2H177V3H178ZM199 2H198V3H199ZM201 2H202V1H201ZM201 2H200V3H201ZM228 2H229V1H227V4H228ZM0 3H1V1H0ZM23 3H24V2H23ZM23 3H22V4H23ZM26 3H27V2H26ZM33 3H35V5H36L37 3L39 4V2H35V1H34ZM41 3H42V4H41ZM41 3H40L39 5H43V2H42V1H41ZM44 3H45V2H44ZM50 3H52V5H53V2H52V1H51ZM55 3H59V4H60V2H55ZM74 3L76 4V2H74ZM116 3H117V2H116ZM143 3H144V1H143ZM143 3H142V4H143ZM153 3H154V2H153ZM160 3H161V2H160ZM209 3L212 4L213 1H212V2H209ZM223 3H224V2H223ZM223 3H222V4H223ZM5 4H6V3H5ZM28 4H29V3H28ZM38 4H37V6H39ZM59 4H58V5H59ZM61 4H64V3H61ZM99 4H98V6H97L98 9H99V11H101L102 9H104V10L107 9V11H104V10H103L105 13L107 12L104 16H103L104 13L101 14V13L99 12V14L102 15V17L100 18V19H101L100 22H102V21L104 20V18L106 17V15L108 14V10L110 11V8L108 9V8L106 7V4H105V3H104L103 5H101L102 7H99ZM167 4H169V2H168ZM213 4H215V2H214ZM232 4H233V2H232ZM232 4H231V5H232ZM239 4H240V3H239ZM17 5H18V4H17ZM24 5H27V4H24ZM29 5H30V4H29ZM35 5H34V6H35ZM45 5H46V3H45ZM65 5H66V4H65ZM71 5H72V4H71ZM104 5H105V6H104ZM136 5H137V4H136ZM140 5H141V4H140ZM156 5H158V4H157V1H156ZM156 5H155V6H156ZM174 5H176V4L174 3ZM202 5H203V3H202ZM205 5H206V4H205ZM205 5H203V6H205ZM49 6H50V8H51L50 10H52V6H51V4H50ZM63 6H64V5H62V8H63ZM76 6H77V5H76ZM76 6L73 5V6H71V7H74V8H76V9H78V7H76ZM108 6H110V5H108ZM117 6H118V8H113V7H117ZM126 6H125V10H126ZM132 6H133V7H132ZM167 6H168V5H167ZM181 6H182V5H181ZM181 6H180L179 8H181ZM225 6H227V5H224V7H225ZM228 6H230V4H228ZM228 6H227V7H228ZM233 6H234V5H232V7H233ZM236 6H237V5H236ZM25 7L27 8V6H23V8H25ZM60 7H61V5H60L59 7H56V6L54 7V5H53V10H54V8H55V10H57V8H60ZM65 7H67V6H64L63 9L61 8V10L58 9V11H62V10H63L62 12H64ZM97 7L95 8L96 10H97ZM104 7H106V9H105ZM138 7H139V6H138ZM144 7H145V6H144ZM153 7H154V5H153ZM156 7H157V6H156ZM206 7H207V9L210 8V7H208V6H205V8H206ZM227 7H226V11H229V9H228L229 7H228V8H227ZM232 7H231V8H232ZM43 8L45 9V8H47V7H42V10H43ZM100 8H101V9H100ZM112 8H113V9H112ZM135 8H136V7H135ZM170 8H172V7H170ZM234 8H236V7L234 6ZM239 8H240V7H239ZM69 9H70V7H69ZM69 9L67 8L65 11H67V10H69ZM71 9L73 10V8H71ZM129 9H130V8H129ZM131 9L129 10V12L131 11ZM142 9H143V8H141V10H142ZM145 9L147 10V7H146ZM154 9H155V7H154ZM157 9H158V8H157ZM177 9H178V8H177ZM227 9H228V10H227ZM236 9H237V8H236ZM17 10H18V9H17ZM25 10H27V9H25ZM29 10H30V9H29ZM46 10H47V9H46ZM48 10H49V9H48ZM48 10H47V11H48ZM53 10H52V11H53ZM55 10H54V11H55ZM79 10H80V13H83V11H82L81 9H78V11H79ZM123 10H124V9H123ZM143 10H144V9H143ZM174 10H176V9H174ZM182 10H183V9H182ZM187 10H188V9H187ZM193 10H194V9H193ZM209 10H212V9L210 8ZM234 10H235V9H234ZM12 11H13V10H12ZM19 11H20V10H19ZM40 11H41V10H37L36 12H38V13L41 14ZM54 11H53V13H54ZM70 11H71V10H70ZM70 11H67L68 13H67V12H65V13L69 14ZM88 11H89V10L84 11V12H85V15H87V17L84 16V20H85V18H86L87 21H90V20H91L92 22H94V23L89 22L90 24H94V25H96V21L98 22L97 24H99V21H98L97 19L99 18L98 16H100V15H97L98 13L95 12V11L93 10L94 13H95V16L97 17V19H94V18H92L93 12L91 11L92 13H89ZM115 11H116V10H115ZM121 11H122V9H121ZM121 11H120V12H121ZM134 11H135V9H134ZM134 11H133V12H134ZM138 11H140V10H138ZM148 11H149V10H148ZM153 11H154V10H151V12H153ZM158 11H159V10H158ZM168 11H169V10H168ZM179 11H181V10L179 9ZM22 12H23V11H22ZM30 12H31V10H30ZM42 12H43V11H42ZM49 12H50V11H49ZM49 12H47V13H49ZM62 12H61V13H62ZM72 12H75V10H73ZM72 12H71V13H72ZM87 12H88V14H87ZM120 12H118V13H120ZM122 12L124 13V12H127V11H122ZM122 12H121V14H119V15H122V14H123ZM142 12H143V11H142ZM160 12H161V10H160ZM176 12H177V11H176ZM185 12H187V11H185ZM211 12L213 13V11H211ZM24 13H26V12L24 11ZM27 13H28V12H27ZM50 13H52V12H50ZM61 13H57V14H58V16H57V14H56V12H55V13H54V14L56 15L55 17H60V16H61V15H60ZM71 13H70V14H71ZM80 13L78 12V14H80ZM113 13H112V14H113ZM116 13H117V12H116ZM130 13L132 14V12H130ZM138 13H140V12H138ZM146 13H147V12H146ZM173 13H174V12H172V15H174ZM188 13H189V12H188ZM195 13H196V12H195ZM228 13H230V12H228ZM6 14H7V13H6ZM18 14H19V12H18ZM30 14H31V13H30ZM34 14H36V13H34ZM75 14H76V13H75ZM78 14H77V15H78ZM89 14H91V18H89V16H88ZM112 14H110V17H106L105 21H103L101 24H99V27H101V29L104 28V29H102V30H100V31H104V32L106 33V32L108 31V28L110 29L111 27H115V25H116L115 23H114V25H112L111 27H108L107 29H106L105 27H102V24H103L104 22H105V23L108 22V21H106L107 18H109V21H112V20L110 19ZM114 14H115V13H114ZM127 14H128V13H126V15H127ZM134 14H136V12H135ZM134 14H133V15H134ZM140 14H141V13H140ZM168 14H170V12H169ZM175 14H176V13H175ZM185 14H186V13H185ZM185 14H184V15H185ZM197 14H198V13H197ZM202 14H203V13H202ZM223 14H224V13H223ZM24 15H25V14H24ZM24 15H23V17H24ZM38 15H39V14H38ZM43 15H45V14H43ZM83 15H84V14H81L80 16H83ZM116 15H117V14H115V16H116ZM128 15L131 16L130 14H128ZM128 15H127V16H128ZM144 15H145V14H144ZM188 15H190V14H188ZM8 16H9V15H8ZM20 16H21V15H20ZM20 16H17V17L19 18ZM25 16H26V15H25ZM62 16H63V15H62ZM62 16H61V17H62ZM66 16H67V15H66ZM70 16H71V15H70ZM75 16H76V15H75ZM80 16H78L77 18L75 17V20L78 19L76 22H75V20H74V22H75L77 25H79V26H80V24H82V21H84L83 18H81ZM95 16H93V17H95ZM107 16H109V15H107ZM115 16H114V18H115ZM124 16H125V15H123V17H124ZM129 16H128V18H129L128 24H131V23H129L130 20H131V18H134V17L137 16V15H135L134 17L132 16L131 18H130ZM145 16H146V15H145ZM151 16H152V15H151ZM155 16H156V15H155ZM165 16H166V18H163V17L161 16V17L163 18V20H164V19L166 20V19L168 18V16H167L166 13L164 14V17H165ZM191 16H192V15H191ZM191 16H189V17H191ZM229 16H230V15H229ZM6 17H7V16H6ZM12 17H13V16H12ZM27 17H28V16L24 17V19L27 18ZM30 17H31V16H30ZM38 17H40V15H39ZM41 17H42V14H41ZM51 17H52V15H51ZM53 17H54V16H53ZM53 17H52V18H53ZM71 17H72V16H71ZM96 17H95V18H96ZM103 17H104V18H103ZM116 17H117V16H116ZM123 17H121V18H122V20H123L124 25H123V26H122V25H121V26L118 25L119 27L117 26L118 28H117V29H114V31H115V30L119 31L120 29H123L122 27H125V28H126L127 24H125V23H127V22H124V20H126V19H124ZM156 17L159 18V16H156ZM156 17H155L154 19H156ZM172 17H173V16H172ZM172 17H169V19H170L169 22H170V23L172 22V21H171V20H172V19H171ZM174 17H175V15H174ZM47 18H49V16H48ZM80 18H81V22H78V21H80V20H79ZM87 18H88V19H87ZM114 18H113V19H114ZM125 18H126V17H125ZM192 18H193V17H192ZM19 19H20V18H19ZM42 19H44V18L42 17ZM53 19H54V18H53ZM53 19H50V20H53ZM73 19H74V17H73ZM89 19H90V20H89ZM134 19H136V17H135ZM144 19H145V18H143V16H142V21H143ZM151 19H153V18H150L149 22L151 21ZM174 19H176V18H174ZM4 20H5V19H4ZM15 20L17 21V18H16ZM15 20H14V21H15ZM20 20H21V19H20ZM26 20H28V19H26ZM39 20L42 22L41 18H40ZM44 20L47 21L46 18H45ZM71 20H72V19H71ZM117 20H118V21H117ZM136 20L139 21L140 19L138 18V19H136ZM160 20H161V22H162L161 24H162L163 26H164V25L166 26L167 24H168L167 26H169L170 23L163 24V21H162V19H160V18L157 19L158 23H159ZM197 20H198V19H197ZM32 21H33V20H32ZM55 21L57 22V21H58V18H56ZM55 21H54V22H55ZM113 21H114V22L117 21V24H120V23H118V22H121V19L116 18V19L113 20ZM132 21L134 22V24H136V23L139 24L138 21H137L136 23H135V20H132ZM140 21H141V20H140ZM144 21L147 22L146 19H145ZM152 21H153V20H152ZM152 21H151V23H152ZM175 21H176V20H175ZM180 21H181V18H180ZM193 21H194V20H193ZM201 21H202V20H201ZM201 21H200V22H201ZM212 21H213V20H212ZM18 22L21 23L19 20H18ZM22 22H23V21H22ZM41 22H40V23H41ZM72 22H73V20H72ZM72 22L70 21V23H71V24L69 23L70 26H71V27H72V26H75V27H76L77 25H75V24L72 25V24L74 23V22H73V23H72ZM77 22L80 23V24H78ZM154 22H155V21H154ZM154 22H153V23H154ZM165 22H166V21H164V23H165ZM202 22H203V21H202ZM15 23H16V22H15ZM30 23H31V22H30ZM35 23H36L35 25H37V22H36V21H35ZM47 23H48V22H46V24H47ZM51 23H52V22H51ZM89 23H87V25H88ZM109 23H111V22H109ZM121 23H122V22H121ZM143 23H144V22H143ZM143 23H142V24H143ZM147 23H148V22H147ZM172 23H173V22H172ZM192 23H193V22H192ZM217 23H218V22H217ZM22 24H24V23H22ZM22 24H21V26H22ZM26 24H29V23L27 22ZM26 24H24V25H26ZM33 24H34V23H33ZM48 24H49V23H48ZM85 24H86V23H85ZM111 24H113V23H111ZM138 24H136L137 26L134 25L135 28L138 27ZM142 24H140V25H142ZM155 24H156V22H155ZM161 24H159V25H160L161 28H163V27L161 26ZM181 24H184V23H181ZM186 24H187V23H185V26H186ZM189 24H190V23H189ZM201 24L203 25V23H201ZM205 24H206V23H205ZM228 24H229V23H228ZM43 25H44V23H43ZM65 25H66V24H65ZM87 25H84L86 28H84V26H82V25H81L82 27L77 26V27H79V29H82V30H81L80 33H79V32H78L79 29L76 28V31H77L76 33L79 34V35H80V34L85 35L84 32H83L84 29H89V30H90V29H92V28L94 27V25H93L92 28H91L92 25H88V26H87ZM109 25H110V24H109ZM125 25H126V26H125ZM131 25H132V24H131ZM145 25H147V24H145ZM145 25H144V26H145ZM150 25H151V24H149V27H150ZM153 25H154V24H153ZM232 25H233V24H232ZM13 26H14V25H13ZM16 26H18V25H16ZM16 26H14L15 29L18 28L20 25H19L18 27H16ZM26 26H27V25H26ZM28 26H29V25H28ZM31 26H32V25H31ZM31 26H30V27H31ZM39 26H40V25H39ZM48 26H49V25H48ZM67 26H68V25H67ZM70 26H68V27H64L63 29L66 28L67 30H69V29H74V28H75V27L69 28ZM107 26H108V23H107ZM128 26H129V25H128ZM128 26H127V27H128ZM156 26H157V25H156ZM165 26H164V27H165ZM183 26H184V25H183ZM185 26H184V27H185ZM187 26H188V25H187ZM189 26H190V25H189ZM219 26H220V25H219ZM11 27H12V26H11ZM11 27H10V28H11ZM23 27H24V26H23ZM44 27H45V26H42V27H39L38 29L40 30V28H44ZM50 27L54 28L53 25H51ZM50 27H49V29H50ZM95 27H96V26H95ZM132 27H133V26H132ZM139 27L141 28V26H139ZM139 27H138V28H139ZM145 27H147L146 29H148V26H145ZM154 27H155V26H154ZM170 27H171V26H170ZM193 27H194V26H193ZM200 27H201V26H200ZM203 27H204V26H203ZM208 27H209V25H208ZM208 27H207V28H208ZM210 27H211V25H210ZM19 28H20V27H19ZM52 28H51V29H52ZM56 28H57V27H56ZM56 28H55V29H56ZM115 28H116V27H115ZM119 28H120V29H119ZM155 28H156V27H155ZM185 28H186V27H185ZM187 28H191V27H187ZM194 28H195V27H194ZM212 28H213V27H212ZM215 28H216V27H215ZM12 29H14V28H12ZM22 29H23V28H22ZM28 29H30V28H28ZM34 29H35V26H34ZM47 29H48V28H47ZM96 29H98V28H96ZM96 29H95V31L98 32V30H96ZM105 29H106L107 31H105ZM112 29H113V28H112ZM112 29H111V33H110V30H109V32H108L109 34H112V33H113ZM142 29H143V28H142ZM142 29H141V30H142ZM150 29H151V28H150ZM152 29L154 30L153 27H152ZM165 29H166V27H165ZM167 29H168V28H167ZM170 29H172V28H170ZM173 29H174V28H173ZM175 29H177V31H178L179 28H178V27H175ZM183 29H184V28H183ZM202 29H203V28H202ZM205 29H206V28H205ZM213 29H214V28H213ZM9 30H10V29H9ZM17 30H18V29H17ZM17 30H15V32H16ZM19 30H20V29H19ZM36 30H37V29H36ZM41 30H42V29H41ZM41 30H40V31H41ZM124 30H128V29L126 28V29H124ZM124 30H121V31H123V32H121V31H120V33L118 32L119 35H120L121 33L124 34V35H121V37H122V36H126V35H128V34L125 35L126 31H124ZM130 30H132V29H130ZM133 30H134V29H133ZM133 30H132V31H133ZM137 30H140V29H137ZM137 30H136V31H137ZM141 30H140L139 33H141ZM157 30H159V29H157ZM160 30H161V29H160ZM181 30H182V29H180L179 32H180ZM211 30H212V29H211ZM23 31H25V30H23ZM23 31H22V32H23ZM44 31H45V29H44L42 32L44 33ZM53 31H54V30H53ZM53 31H52V32H53ZM70 31L72 32V30H69L68 33H69ZM85 31H87V30H85ZM91 31L94 32V29H92ZM117 31H115V32L117 33ZM136 31L134 30V32H136ZM150 31H151V30H150ZM162 31H164V28H163ZM165 31H166V30H165ZM182 31H183V30H182ZM219 31H220V30H218V32H219ZM20 32H21V31H20ZM22 32H21L20 34H22ZM31 32H32V31H31ZM37 32H38V31H37ZM50 32H51V31H50ZM52 32H51V33H52ZM89 32H90V31H89ZM89 32H85V33H86L87 36H91L90 38L93 39V38H94L93 35H94L95 33H97V32H95L94 34H93V32H91L93 35H92L91 33H90L91 35H88ZM104 32H102V33L105 34ZM130 32H131V31H130ZM130 32H129V33H130ZM143 32H144V31H143ZM168 32H169V31H168ZM168 32H167V33H168ZM175 32H176V31H175ZM186 32H187V31H186ZM189 32H190V31H189ZM210 32H211V31H210ZM210 32H207V33L212 34V33H210ZM214 32H215V31H214ZM214 32H213V33H214ZM35 33H36V32H35ZM43 33H40V34H42V36H43ZM46 33H47V31H46ZM58 33H60L62 36L66 35V33L63 34V31H61V30H59V32H57L56 34H58ZM73 33H74V32H73ZM99 33H101V32H99ZM108 33H106V34H107L106 37H109V36H108V35H109ZM144 33L146 34V32H144ZM150 33H151V32H150ZM157 33H158V32H157ZM164 33H165V32H164ZM173 33H174V31H173ZM183 33H184V32H183ZM190 33H191V32H190ZM220 33H221V32H220ZM223 33H224V32H223ZM12 34H13V33H12ZM17 34H18V31H17ZM20 34H19V35H20ZM23 34H25V32H23ZM26 34H27V33H26ZM29 34H30V33H29ZM32 34H34V32H33ZM56 34H55V35H56ZM103 34H101V36H102ZM118 34H117V35H118ZM132 34H134V33H132ZM136 34H137V32H136ZM145 34H144V35H145ZM147 34H148V32H147ZM155 34H156V33H155ZM159 34H160V35H159L160 37L158 38V40H161V35H163V34L160 33V31H159ZM176 34H177V33H176ZM179 34H181V33H179ZM185 34H186V33H184V35H185ZM188 34H189V33H188ZM192 34H193V33H192ZM214 34H215V33H214ZM224 34H225V33H224ZM224 34H223V35H224ZM19 35H17V36H19ZM58 35H59V34H58ZM58 35H57V37L55 36V37H56L55 39H56L57 43H58L60 40L64 42L65 39H64V40L60 39V37H59ZM68 35H69V34H67V36H68ZM73 35H75V34H73ZM97 35H98V34H97ZM97 35H96V37H97ZM115 35H116V34H115ZM117 35H116L115 38L120 40L121 37H119V36H117ZM139 35H140V34H139ZM142 35H143V34H142ZM142 35H140L141 38H142ZM150 35H151V34H150ZM152 35L154 36V34H152ZM164 35H165V34H164ZM164 35H163V36H164ZM215 35H216V34H215ZM229 35H230V34H229ZM17 36H16V37H17ZM22 36H24V35H22ZM22 36H21V38H22ZM34 36L39 37L38 34H35ZM42 36H40V38L43 40ZM51 36H53V34H52ZM87 36H85V37H84V36H81V37H83V38L85 39ZM99 36H100V35H99ZM103 36H104V35H103ZM128 36H129V35H128ZM134 36H135V38H137L136 36H138V35H134ZM146 36H148V35H146ZM157 36H158V34H157ZM172 36H173V35H172ZM174 36H175V33H174ZM177 36H178V35H177ZM217 36H220V34L217 35ZM28 37H29V36H28ZM31 37H33V35H32ZM37 37H36V38H37ZM43 37H46V36H43ZM49 37H50V36H49ZM68 37H69V39H70V35H69ZM71 37H72V35H71ZM76 37H77V35H76ZM76 37L74 36V38H76ZM81 37H78V38H76V39H79V38H81ZM96 37H95V38H96ZM106 37H105V38H106ZM113 37H114V36H113ZM118 37H119V38H118ZM144 37H145V36H144ZM150 37H151V36H150ZM165 37L167 38V35H166ZM168 37H169V36H168ZM170 37H171V36H170ZM183 37H184V36H183ZM192 37H193V36H192ZM40 38H39V39H40ZM57 38H59L60 40L58 41ZM74 38H73V39H74ZM88 38H89V37H88ZM88 38H86L85 40H88V42H87L86 44L89 45V41H90V40H89ZM99 38H100V37H99ZM125 38H126V39H130V38L134 39L133 37H128V38L125 37ZM145 38H146V37H145ZM145 38H144V39H145ZM153 38L155 39V36H154ZM177 38H178V37H177ZM218 38H219V37H218ZM220 38H221V36H220ZM225 38H226V37H225ZM14 39H15V38H14ZM19 39H20V37H19ZM22 39H24V38H22ZM28 39H29V38H27V40H28ZM41 39H40V40H41ZM44 39H46V38H44ZM84 39H83V40H84ZM132 39H131V40H132ZM138 39H139V38H138ZM144 39H143V40H144ZM149 39L151 40V38H149ZM156 39H157V37H156ZM162 39H164V38H162ZM179 39H180V38H178V40H179ZM183 39H184V38H183ZM185 39H186V41L188 40L187 37H186ZM3 40H4V38H3ZM17 40H18V39H17ZM31 40H32V39H31ZM33 40H34V38H33ZM47 40H48V39H47ZM50 40H51V38H50ZM83 40L80 39L79 41H78V40H77V41H78V42H81V41H83ZM94 40H95V41H98L97 39H94ZM99 40H101V39H99ZM103 40H105V39H103ZM103 40H101V41H103ZM121 40H123V39H121ZM141 40H142V39H141ZM141 40H139V41L142 42V44H144V42L141 41ZM171 40H173V38H172ZM196 40H198V39H196ZM5 41H6V40H5ZM21 41H23V40H21ZM24 41H25V40H24ZM24 41H23V42H24ZM28 41H29V40H28ZM35 41H36V39H35ZM54 41H55V40H53V44L55 43ZM61 41H60V42H61ZM66 41H68V39H67ZM75 41H76V40H75ZM108 41H109V40H108ZM108 41H107V42H108ZM116 41H117V40H116ZM127 41H129V40H127ZM148 41H149V40H148ZM154 41H155V40H154ZM161 41L163 42V40H161ZM175 41H177V40H175ZM183 41L185 42V40H183ZM189 41H190V40H189ZM228 41H229V40H228ZM19 42H20V40L18 41V45H19L20 47H21L22 45H24L23 43H21L22 45L19 44ZM48 42L50 43V41H48ZM51 42H52V41H51ZM60 42H59V43H60ZM84 42H86V41H84ZM84 42H82V43H84ZM103 42H104V41H103ZM103 42H100V44H103L102 47L104 48V44L107 43V42H104V43H103ZM109 42H110V41H109ZM117 42L119 43V41H117ZM140 42H139V43H140ZM146 42H147V41H146ZM177 42H179V41H177ZM181 42H182V40H180V44H181ZM230 42H231V41H230ZM4 43H5V42H4ZM24 43H25V42H24ZM31 43L33 44L32 41H31ZM37 43H38V42H37ZM41 43H44V42H41ZM49 43H46V41H45V44H49ZM59 43H58V45H56L57 47H59V45L62 44V43H61V44H59ZM82 43H81V44H82ZM90 43H91V44H90L89 46H92V42H90ZM147 43H148V42H147ZM153 43H155V42H153ZM153 43H152V46H153ZM167 43H168V41H167ZM186 43H187V42H186ZM0 44H2V43H0ZM9 44H10V43H9ZM9 44H8V45H9ZM27 44H28V43H27ZM32 44H30V45L32 46ZM78 44H80V43H78ZM86 44H85V45H86ZM112 44H113V43H112ZM114 44H115V43H114ZM119 44H122V43H119ZM133 44H135V43H133ZM145 44H146V43H145ZM148 44H151V43H148ZM168 44H169V43H168ZM204 44H205V43H204ZM207 44H208V43H207ZM8 45H7V46H8ZM15 45H16V44H15ZM33 45H34V44H33ZM65 45H66V44H65ZM82 45H83V44H82ZM82 45H81V47H82ZM97 45H98V44H97ZM140 45H141V44H140ZM181 45H182V44H181ZM184 45H185V44H184ZM189 45H190V44H189ZM192 45H193V44H192ZM192 45H191V46H192ZM194 45H196V44H194ZM197 45H199L198 42H197ZM202 45H203V44H202ZM25 46H26V44H25ZM34 46H35V45H34ZM53 46H54V45H53ZM67 46H69V45H67ZM67 46H66L65 48H67ZM77 46H79V45H77ZM89 46H88V47H89ZM109 46H110V45H109ZM116 46H117V45H116ZM120 46H122V45H120ZM146 46H147V45H146ZM146 46H145V47H146ZM150 46H151V45H150ZM154 46H155V44H154ZM156 46H160V45H158V44L156 43ZM175 46H176V44H175L173 47H175ZM186 46H188V45H186ZM213 46H214V45H213ZM215 46H216V45H215ZM217 46H219V45H217ZM221 46H222V45H221ZM8 47H9V46H8ZM54 47H55V46H54ZM60 47H61V46H60ZM75 47H76V46H75ZM81 47H80V48H81ZM112 47H113V46H112ZM165 47H167V45L164 46V48H165ZM183 47H184V46H183ZM197 47H198V46H197ZM197 47H196V49H198ZM10 48H11V47H10ZM18 48H19V47H18ZM21 48H22V47H21ZM25 48H27V47H25ZM25 48L23 49V51L25 50ZM30 48H31V47H30ZM36 48H37V47H36ZM36 48H35V50H36ZM46 48H47V47H46ZM51 48H52V47H51ZM68 48H69V47H68ZM68 48H67V49H68ZM86 48H87V46L84 47L83 50H82V48H81V51H83L82 54H84V55L86 54V52H84V51H87V50H88V49L85 50ZM94 48H95V50L99 49L98 46H97V47H92V50H93ZM114 48H115V47H114ZM130 48H131V47H130ZM148 48H150V47H148ZM167 48L169 49V47H167ZM167 48H166V49H167ZM190 48H191V47H190ZM2 49H3V48H2ZM4 49H6L5 46H4ZM32 49H33V48H32ZM61 49L63 50V48H61ZM61 49H60V50H61ZM72 49H75L74 46H73ZM72 49H71V50H72ZM90 49H91V47H90ZM111 49H112V48H111ZM117 49H118V48H117ZM117 49H116V50H117ZM122 49H124V48H122ZM146 49H147V47H146ZM155 49H156V48H155ZM157 49H158V48H157ZM166 49H165V50H166ZM168 49H167V50H168ZM170 49H172V48H170ZM175 49H178V46H176V48H174V50H175ZM179 49H180V47H179ZM181 49H182V48H181ZM184 49H185V47H184ZM184 49H183V50H184ZM188 49H189V47H188ZM193 49H194V48H193ZM0 50H1V49H0ZM7 50H8V49H7ZM7 50H6V51H7ZM12 50H13V52H14V56H13V57H15L14 59L18 58V57L15 56V55H16L15 52H16L17 50H14V48H13ZM26 50H28V48H27ZM43 50H45V48H44ZM48 50H49V48H48ZM69 50H70V49H69ZM79 50H80V49L78 48V51H79ZM99 50H100V49H99ZM103 50L105 51V49H103ZM103 50H102V51H103ZM119 50H120V49H119ZM136 50H137V49H136ZM186 50H187V49H186ZM186 50H185V51H186ZM6 51H5V52H6ZM9 51H10V49H9ZM19 51H20V50H19ZM32 51H33V50H32ZM40 51H41V50H40ZM40 51H38V52H40ZM45 51H46V50H45ZM49 51H51V49H50ZM54 51H56V50H54ZM54 51H53V52H54ZM58 51H59V50H58V48H57V52H58ZM81 51H80V52H81ZM112 51L115 52V49L112 50ZM112 51H110V52H112ZM137 51L140 53V50H137ZM162 51H164V50H162ZM181 51H182V50H181ZM194 51H195V50H194ZM205 51H206V49H205ZM208 51H209V50H208ZM258 51L260 52V50H258ZM13 52L10 53L11 55L9 54V55L11 56V59L13 58V57H12ZM43 52H44V51H43ZM53 52H52V53H53ZM59 52H60V55H61V51H59ZM62 52H63V51H62ZM67 52H68V51H67ZM67 52H66V53H67ZM70 52H72V51H70ZM73 52H74V50H73ZM75 52H76V50H75ZM80 52H79V54H75V56H76V55L79 56V55L81 54ZM95 52H96V51H95ZM105 52H106V51H105ZM110 52H109V53H110ZM124 52H125V51H124ZM124 52H122V53L125 54ZM155 52L158 53V51H155ZM170 52L175 53V51H172V50H170ZM170 52H168V54H169ZM176 52H177V51H176ZM178 52H179V55H180V50H178ZM20 53H21V51H20L17 55H20ZM32 53H33V52H32ZM63 53H64V52H63ZM66 53H65V55H66ZM100 53H102V52H100ZM116 53H118V56L120 55V54H119V51L116 52ZM120 53H121V51H120ZM122 53H121V54H122ZM141 53H143V52H141ZM160 53H161L162 55H164V54H163L164 52H160ZM160 53H159V54H160ZM173 53H171V54H173ZM192 53H193V52H192ZM257 53H258V52H257ZM261 53H262V52H261ZM21 54H22V53H21ZM26 54H27V53H26ZM26 54H24V55H26ZM37 54H38V55H41V54H39V53H37ZM46 54H47V53H46ZM50 54H51V52L49 53V55H50ZM54 54L56 55V53H54ZM54 54H53V55H54ZM67 54H68V53H67ZM105 54H106V53H105ZM123 54H122V55H123ZM132 54H134V53H132ZM137 54H138V53H137ZM165 54H166V53H165ZM171 54H170V55H171ZM183 54H184V52H183ZM188 54H190V53H187L186 56H187ZM213 54H214V53H213ZM258 54H259V53H258ZM0 55H1V54H0ZM5 55H7V53H6ZM28 55H29V54H28ZM28 55H27V56H28ZM30 55H32V54H30ZM30 55H29L28 59H26L27 61L32 59V58L30 59ZM42 55H43V54H42ZM47 55H48V54H47ZM47 55H46V56H47ZM49 55H48V57L51 58V56H49ZM51 55H52V54H51ZM65 55H64V56H65ZM92 55H94V54H92ZM92 55H90V56H92ZM100 55H101V54H100ZM111 55H114V54H111ZM115 55H117V54H115ZM122 55H120V56H122ZM125 55H126V54H125ZM138 55H140V54H138ZM166 55H167V54H166ZM166 55H165V56H166ZM175 55H176V54H174V57H176ZM179 55H177V57H178V58H176L177 60L180 59V58H179ZM199 55H201V54H198V56H199ZM206 55H207V54H206ZM262 55H263V54H262ZM7 56H8V55H7ZM27 56H25V57H27ZM33 56H34V55H33ZM33 56H32V57H33ZM85 56L87 57V55H85ZM85 56H83L82 58L85 59ZM118 56H115V57H118ZM120 56L118 57L119 59L117 58V59H115V60H120L121 63H122V60L120 59ZM123 56H124V55H123ZM133 56H134V55H133ZM133 56H131L133 59L137 58V57H133ZM140 56H143V55H140ZM181 56H182V55H181ZM188 56H189V55H188ZM188 56H187V57H188ZM192 56H193V55H192ZM192 56H191V57H192ZM208 56H209V55H208ZM241 56H244V55H241ZM263 56H264V55H263ZM263 56H262V58H263ZM0 57H1V56H0ZM5 57H6V56H5ZM8 57H9V56H8ZM21 57H22V55H21ZM25 57L22 58V61L25 59ZM41 57H42V56H41ZM58 57H59V56H58ZM58 57H57V55H56V60H55L54 62H56V63L58 62V60H57ZM76 57H77V56H76ZM88 57H89V54H88ZM104 57L107 59V56H104ZM110 57H111V56H110ZM110 57H109V59L112 60ZM115 57H114V58H115ZM143 57H144V56H143ZM159 57H161V56L158 55V58H155V59L159 60ZM171 57H172V55L169 56V58H170V60L173 61V59H171ZM193 57H194V56H193ZM204 57H205V56H204ZM213 57H215V56L213 55ZM217 57H218V56H217ZM238 57H239V56H238ZM35 58H36V57H35ZM35 58H34V59H35ZM37 58H38V57H37ZM49 58H48L47 60H52V58H51V59H49ZM59 58H60V57H59ZM61 58H62V55H61ZM79 58H80V57H79ZM82 58L80 59V62H81V61H84V60H82ZM95 58H96V57H94L93 59L90 58L89 61H91V60L93 61V63L90 64V65H95V64H97V62H98V64H99V63H102V62H99V59L96 60V63H95V60H94ZM97 58H100V57L98 56ZM105 58H102V59L105 60V61H107ZM128 58H130V55H129ZM165 58L168 59V56L165 57ZM184 58H185V57H184ZM184 58H182V59H184ZM202 58H203V57H202ZM258 58H260V57H258ZM262 58H261V61H262ZM0 59H4V57L2 56V58H0ZM19 59H20V58H19ZM45 59H46V58H44V60H45ZM53 59H54V58H53ZM87 59H89V58H87ZM87 59H85V61H86ZM109 59H108V60H109ZM122 59H123V62L126 63V66H127V65H128V64H127L128 61L125 62V60L127 59V55H126V57H125V56L122 57ZM124 59H125V60H124ZM174 59H175V58H174ZM206 59L208 60V58H206ZM215 59H216V58H215ZM217 59H218V58H217ZM243 59H244V57H243ZM246 59H247V58H246ZM47 60H45V61H47ZM127 60H128V59H127ZM129 60L132 61V63H133V61H135V60H139V58H138V59H135V60H131V58H130ZM141 60H143V59H141ZM157 60H154V62H156ZM190 60H191V59H190ZM203 60H204V59H203ZM210 60H211V59H210ZM241 60H242V59H241ZM12 61H13V60H12ZM18 61H19V60H18ZM38 61H39V60H38ZM60 61L62 62L63 59H62V60L60 59ZM76 61H77V60H76ZM78 61H79V60H78ZM78 61H77V62H78ZM87 61H88V60H87ZM87 61H86V63H88ZM101 61H102V60H101ZM112 61H113V60H112ZM120 61H119V62H120ZM178 61H181V60H178ZM185 61H188V59L186 60V58H185ZM233 61H234V60H233ZM242 61H243V60H242ZM261 61H260V62H261ZM36 62H37V61H36ZM47 62H48V61H47ZM65 62H66V61H65ZM80 62H79V63H80ZM110 62H111V61H109V62H105V63H107V64L109 63V65H111ZM119 62L116 63V61H114V64L116 65V64H118ZM135 62H137V61H135ZM144 62H145V61H144ZM183 62H184V61H183ZM189 62H190V61H189ZM205 62H206V61H205ZM234 62H236V61H234ZM234 62H231V63H234ZM247 62H250V61H248V59H247ZM20 63H21V62H20ZM28 63H29V62H28ZM28 63H27V64H28ZM33 63H34V62H33ZM37 63H39V62H37ZM44 63H45V62H44ZM59 63H60V62H59ZM74 63H76V62L74 61ZM89 63H91V62H89ZM89 63H88V64H89ZM105 63H104V64H101V65L99 64L100 67H98V64H97V65H96V68H97V69H98V68H101V70L98 69V70H94V71H95V72L97 71L100 75H101V74H104L103 72H105V71H104L105 68L102 67V66H103V65H106ZM121 63H119V64H121ZM138 63H139V62H138ZM171 63H172V62H171ZM171 63H170V64H171ZM214 63H215V62H214ZM219 63H220V62H219ZM241 63H242V62H241ZM14 64H15V63H14ZM18 64H19V63H18ZM24 64H25V63H24ZM24 64H21L20 66L22 67V65H24ZM29 64H30V63H29ZM50 64H51V63H50ZM80 64H82V63H80ZM129 64H131V63H129ZM133 64H135V63H133ZM133 64H131L130 67H131ZM136 64H137V63H136ZM136 64H135V65H136ZM140 64H142L141 61H140ZM144 64H145V63H144ZM157 64H158V63H157ZM185 64H186V62H185ZM185 64H184V65H185ZM188 64H189V63H188ZM188 64H187V66H186L187 68H188ZM200 64H201V63H200ZM222 64H223V63H222ZM234 64H235V63H234ZM237 64H238V63H237ZM248 64H249V63H248ZM262 64H263V63H262ZM7 65H8V64H7ZM30 65H31V64H30ZM32 65H35V64H32ZM47 65H48V64H47ZM61 65H63V64H60V66H61ZM85 65H86L87 67L90 66V65H87V64H85ZM109 65H106L105 67L108 66L107 68H109ZM112 65H113V64H112ZM122 65H123L122 68H121V66H120L121 70H117V69H118L117 67H118L119 65H118V66L116 65V68H117L116 71H122V74H123V72H124L123 70H125V69H124V66H125V65H124V64H122ZM146 65H147V64H146ZM155 65H156V64H155ZM162 65H163V64H162ZM231 65H233V64H231ZM239 65H240V64H239ZM244 65H247V64L244 63ZM14 66H15V65H14ZM35 66H36V65H35ZM54 66H55V64H54ZM58 66H59V64H58ZM60 66H59V67H60ZM86 66H84V67H86ZM137 66H138V65H136V67H137ZM141 66H142V67L139 66V67H137V68H139V69L142 68V69H143V67H144L145 65L143 66V64H142ZM173 66H174V64H173ZM181 66H183V65H181ZM181 66H179V67L181 68ZM193 66H194V65H193ZM193 66H192V68H193ZM222 66H223V65H222ZM235 66H236V65H235ZM255 66H256V65H255ZM261 66H262V65H261ZM5 67H7V66H5ZM5 67H4V68H5ZM12 67H13V66H12ZM17 67H18V66H16L15 69H17ZM31 67H32V69L34 68L33 66H31ZM56 67H57V66H56ZM90 67H91V66H90ZM113 67H115V66H113ZM162 67H164V65H163ZM162 67H161V68H162ZM165 67H166V66H165ZM165 67L163 68L164 70L167 69V68L165 69ZM175 67H176V66H175ZM177 67H178V66H177ZM179 67H178V68H179ZM186 67H185V69H186ZM217 67H219V66H217ZM217 67H215V68H217ZM232 67H234V65H233V66H229V68H230L229 71H231V73H232V71H233V70L231 69ZM241 67H242V66H241ZM257 67H258V66H257ZM24 68H25V67H24ZM24 68H23V69H24ZM61 68H63V66H62ZM81 68H83V67H81ZM92 68L95 69V67H93V66H92ZM120 68H119V69H120ZM133 68H134V66H132V70H133L132 73H136V72H134V71H136V70L140 71L139 69L134 68V69H135V70H134ZM146 68H147V67H146ZM211 68H212V67H211ZM215 68H214V69H215ZM219 68H220V67H219ZM221 68H223V67H221ZM227 68H228V67H227ZM227 68H226L225 70H227ZM235 68H236V67H234V69H235ZM254 68H255V67H254ZM5 69H6V71H7V70H10V69H11V71H12L11 66H10V67L8 66V67L5 68ZM15 69H14V70H15ZM36 69H38V68L36 67ZM36 69H35V70H36ZM40 69H41V68H40ZM42 69H43V68H42ZM42 69H41V70L38 69V70H39V71H42ZM57 69H58V67H57ZM88 69H89L88 72H91L92 69H91V68H88ZM90 69H91V70H90ZM102 69H103V71H102ZM122 69H123V70H122ZM144 69H145V68H144ZM148 69H149V68H148ZM182 69H184V67L181 68V70H180L181 72H180V73H182ZM185 69H184V70H185ZM189 69H190V67H189ZM189 69H187V72H188ZM257 69H258V68H257ZM263 69H264V67H263ZM29 70H30V69H29ZM29 70H27V71H29ZM59 70L62 71V70H64V69H60V68H59ZM80 70H81V69H80ZM80 70H78V71H80ZM99 70H100V72H99ZM196 70H197V69H196ZM221 70H222V69H221ZM242 70L245 71V69H242ZM259 70H260V68L258 69V71H259ZM4 71H5V70H4ZM4 71H3V73H4ZM16 71H17V70H16ZM22 71H23V70H22ZM36 71H37V70H36ZM36 71H35V72H36ZM56 71L59 72L58 70H56ZM56 71H54V73H55ZM84 71H85V70H84ZM84 71H83V72H84ZM86 71H87V69H86ZM127 71H128V70H125V73H126V74H128V72H131V71H128V72H127ZM138 71H137V72H138ZM161 71H162V70H161ZM178 71H179V70H178ZM191 71H192V70H191ZM213 71H214V70H213ZM222 71H223V70H222ZM222 71H221V72H222ZM234 71H235V70H234ZM244 71H243V72H244ZM7 72H8V71H7ZM7 72H6V73H7ZM12 72H13V71H12ZM32 72H34V71H32ZM80 72H81V71H80ZM95 72H93V73H95ZM108 72H109V71L106 69V73H105L104 75H105V76L108 75V74H107ZM143 72H144V71H143ZM143 72H139V74H140V73H143ZM151 72H152L151 75H153V72H154V71H151ZM167 72H169V70L166 71V72L164 71L165 74H166ZM185 72H186V71H185ZM187 72H186V74L184 73V74L186 75L185 77H181V76H183V75H180L179 78H182V80H184L183 78L189 79V76H188L189 73L187 74ZM262 72H263V71H262ZM14 73H17V72H14ZM14 73H13V75L15 76ZM18 73L20 74L19 71H18ZM26 73H27V72H26ZM26 73H25V74H26ZM29 73L32 75L31 72H29ZM40 73H41V72H40ZM93 73H92V74H93ZM98 73H97V74H98ZM119 73H121V72H119ZM119 73H118V74H117V73L115 74L114 72L111 73V71H110V73H109V78H110V80H111L113 77L116 78V76L119 75ZM132 73H130V74H132ZM146 73H149V71H148V72L146 71ZM146 73H143V75L145 76V77H143V78H147V74H146ZM162 73H163V71H162ZM197 73H198V71H197ZM199 73H200V71H199ZM212 73H213V72H212ZM223 73H224V71H223ZM41 74H42V73H41ZM52 74H53V73H52ZM89 74H90V73H89ZM92 74H91V75H92ZM95 74H96V73H95ZM95 74H93V75H95ZM111 74H115L116 76L113 75V77L111 78V76H112ZM136 74H137V75H136ZM136 74H134V75H135V76H139L138 73H136ZM145 74H146V75H145ZM200 74H203V73H200ZM214 74H216V73L214 72ZM220 74H222V73H220ZM247 74L249 75V73H247ZM3 75H4V74H3ZM17 75H18V74H17ZM17 75H16V77H17ZM110 75H111V76H110ZM128 75H129V74H128ZM134 75H132L131 78L128 76V78L132 79ZM140 75H141V74H140ZM151 75H149L148 78H150ZM159 75H160V74H159ZM163 75H164V74H163ZM166 75H167V74H166ZM170 75H171V73H170ZM197 75H198V74H197ZM203 75H205V74H203ZM206 75H207V74H206ZM217 75H218V74H217ZM235 75H236V74H235ZM235 75H234V76H235ZM261 75H263V73H262ZM4 76H5V75H4ZM22 76H23V74H22ZM28 76H29V75H28ZM37 76H38V75H37ZM37 76H36V77H37ZM68 76H70V75H68ZM74 76H75V75H74ZM88 76H89V75H88ZM96 76H97V75H96ZM101 76H102V75H101ZM119 76H121V74H120ZM167 76H168V75H167ZM167 76H166V77H167ZM187 76H188V78H187ZM191 76H192V75H190V77H191ZM220 76H221V75H220ZM220 76H217V77L219 78ZM234 76H233V77H234ZM245 76H246V75H245ZM7 77H8V76H7ZM25 77H27V75L24 76V78H25ZM31 77H32V76H30L28 79H30ZM97 77H98V76H97ZM97 77H96V78H97ZM102 77H103V76H102ZM106 77H108V76H106ZM106 77H105V80L107 81ZM117 77H118V76H117ZM124 77H125V80L121 79L120 81L123 80L124 83H127V82L129 81V82H128V84H129V83H130V79H128V81H127V78H126L127 75L124 76ZM124 77H122V78H124ZM163 77H164V76H163ZM166 77H165V79H166ZM195 77H199V76H195ZM207 77H210V76H207ZM236 77H238V75H237ZM236 77H235L234 79H236ZM251 77H252V76H251ZM256 77H257V75H256ZM263 77H264V76H263ZM24 78H23V79H24ZM39 78H40V77H39ZM98 78H99V77H98ZM115 78H113V80H116ZM119 78H121V77H119ZM139 78H140V77H138V81H139L140 79H142V77H141L140 79H139ZM148 78H147V79H143V83H144V81L146 80V81H147V85H146V84L144 85L142 82H138V81H136V80L134 81V83L137 84V86H138V87H137V86H135V87L139 88V91H141L140 88L142 89V91H141L142 93H141V92H138V90H137V93H140V94L142 95V94L144 93L143 90H145V92H146V88H147V86H148V87L151 86V85L149 86V84H151V83L148 82ZM171 78H172V77H171ZM191 78H192V77H191ZM191 78L188 80L189 82H192V81H193ZM202 78H203V77H202ZM204 78H205V77H204ZM222 78L224 79V77H222ZM246 78H247V77H246ZM252 78H254V77H252ZM258 78L260 79V77H257V80H258ZM8 79L10 80V78H8ZM8 79H7L6 82H8ZM133 79H134V78H133ZM136 79H137V78H136ZM152 79H153V76H152L150 82L153 81ZM161 79H162V78H161ZM167 79H168V77H167ZM167 79H166V80H167ZM186 79H185V80H186ZM197 79H198V78H197ZM199 79H200V78H199ZM199 79H198L197 81H199ZM205 79L207 80L208 78H205ZM213 79H214V78H213ZM215 79H216V78H215ZM247 79H248V80H246V81H247V82L249 81V83H250L249 78H247ZM255 79H256V78H255ZM32 80H33V78H32ZM38 80H39V79H38ZM94 80H95V79H94ZM94 80H93V82H95ZM113 80H112L111 82H113ZM117 80H118V79H117ZM162 80H164V79H162ZM171 80H172V79H171ZM195 80H196V79H195ZM195 80H194V81H195ZM200 80H201V79H200ZM238 80H239V79H238ZM253 80H254V79H253ZM24 81H25V80H24ZM27 81H28V80H27ZM40 81H41V80H40ZM108 81H109V80H108ZM131 81H132V80H131ZM140 81H141V80H140ZM146 81H145V82H146ZM168 81H169V80H168ZM188 81H186V82L184 81V82H185L187 85L190 84V86L192 87V84H194V83H192V84H191V83H187ZM194 81H193V82H194ZM203 81H204V80H203ZM210 81H211V80H210ZM235 81H236V80H235ZM258 81H259V80H258ZM3 82H4V81H3ZM9 82H10V81H9ZM9 82H8V83H9ZM35 82H36V81H35ZM42 82H46V80H45V81H42ZM47 82L50 83V84H48ZM47 82H46V84H48L49 86H51V84H52L51 82H53V81H47ZM99 82H100V81H99ZM164 82H165V81H164ZM171 82H172V81H170V83H171ZM181 82H183V81H181V79H180V85H181ZM220 82H222V81H220ZM238 82H239V81H238ZM254 82H255V81H254ZM262 82H263V80H262ZM11 83H12V82H11ZM37 83H38V85H39L40 82H37ZM96 83H97V80H96ZM116 83H117V82H116ZM138 83H139V84H138ZM201 83H202V82H201ZM217 83H218V82H217ZM217 83H216V84H217ZM223 83H224V82H223ZM245 83H246V82H245ZM257 83L260 84L259 82H257ZM2 84H3V83L1 82V85H2ZM17 84H18V83H17ZM22 84H24V83L21 82V85H22ZM29 84H30V83H29ZM31 84H32V83H31ZM54 84H55V83H54ZM132 84H133V83H132ZM167 84H168V82L166 83V85H167ZM238 84H239V83H238ZM255 84H256V82H255ZM258 84H257V85H258ZM263 84H264V83H263ZM18 85H20V83H19ZM27 85H28V84H27ZM27 85H26V86H27ZM34 85H35V84H34ZM52 85H53V84H52ZM95 85H96V84H95ZM95 85H94V86H95ZM106 85H107V84H106ZM123 85H125V84H123ZM140 85H142V86L144 85L146 88L143 89ZM168 85H169V84H168ZM168 85H167V86H168ZM184 85H185V84H184ZM200 85H201V84H199V86H200ZM203 85H204V83H203ZM222 85H223V84H222ZM222 85H221V87H222ZM246 85H247V84H246ZM260 85H261V84H260ZM260 85H259V86H260ZM13 86H14V85H13ZM15 86H16V85H15ZM22 86H23V85H22ZM30 86H31V85H30ZM42 86H43V85H42ZM44 86H45V85H44ZM112 86H114V85H112ZM118 86H119V85H118ZM125 86H127V85H125ZM125 86H123V87H125ZM132 86H134V85H132ZM157 86H158V85H157ZM167 86H166V87H167ZM194 86H195V85H194ZM194 86H193V87H194ZM204 86H206V85H204ZM209 86H210V85H209ZM227 86H228V84H227ZM40 87H41V86L39 85L38 88H40ZM51 87H52V86H51ZM53 87H54V85H53ZM53 87H52V88H53ZM101 87H103V86H101ZM135 87H133V88H135ZM170 87H172V86H170ZM181 87L183 88V84H182ZM187 87H189V85H188ZM187 87L185 86L184 89H185V90L187 89V92H189ZM191 87H190V88H191ZM195 87H196V86H195ZM195 87H194V88H195ZM200 87H201V86H200ZM200 87H199V88H200ZM225 87H226V85H225ZM244 87H245V86H244ZM6 88H8V87L6 86ZM11 88H12V87H11ZM21 88H22V87H20V90H21ZM31 88H33V90H34V87H31ZM45 88H46V87H45ZM57 88H58V87H57ZM106 88H107V87H106ZM112 88H113V87H112ZM150 88H151V87H150ZM150 88H148V89H150ZM178 88H179V87H178ZM202 88H203V87H202ZM204 88H205V87H204ZM207 88H208V87H207ZM228 88H229V86H228ZM25 89H26V88H25ZM40 89L42 90V89H44V87H43V88H40ZM40 89H38V91H39ZM58 89H59V88H58ZM97 89H98V87H96V91H97ZM113 89H114V88H113ZM131 89H132V88H131ZM148 89H147V90H148ZM158 89H159V88H158ZM161 89H162V88H161ZM180 89H181V88H180ZM180 89H179V90H180ZM208 89H210V87H209ZM212 89H213V88L211 87L210 90H212ZM221 89H222V88H221ZM231 89H233V87H232ZM238 89H239V88H238ZM240 89H241V88H240ZM240 89H239V90H240ZM23 90H24V88L22 89V91H23ZM33 90H32V91H33ZM85 90H86V89H85ZM85 90H84V91H85ZM93 90H94V88H93ZM111 90H112V89H111ZM114 90H115V89H114ZM117 90H118V88H117ZM125 90H126V89H125ZM166 90H167V88H166ZM171 90H173V87H172ZM181 90H182V89H181ZM181 90H180V91H181ZM194 90H195V89H194ZM196 90H197V88H196ZM201 90H202V89H201ZM204 90H205V89H204ZM213 90H214V89H213ZM218 90H219V88H218ZM18 91H19V88H18ZM22 91H21V92H22ZM26 91H27V90H26ZM32 91H31L30 93H34V92H32ZM106 91H107V90H106ZM162 91H163V90H162ZM164 91H165V90H164ZM183 91H184V90H183ZM192 91H193V90H192ZM198 91H199V90H198ZM202 91H203V90H202ZM202 91H201V92H202ZM216 91H217V90H215V92H216ZM221 91H222V90H221ZM60 92H61V91H60ZM60 92H59V93H60ZM81 92H82V91H81ZM114 92H115V91H114ZM125 92H126V91H124V93H125ZM131 92H133V91H131ZM159 92H161V90H160ZM166 92H167V91H166ZM168 92H169V89H168ZM172 92H173V91H172ZM204 92H205V91H204ZM219 92H220V90H219ZM222 92H224V91H222ZM246 92H247V91H246ZM249 92H250V91H249ZM26 93H28V92H26ZM26 93H25V94H26ZM94 93H96V92H94ZM98 93H99V92H98ZM117 93H118V92H117ZM128 93H129V92H128ZM133 93H134V92H133ZM137 93H136V94H137ZM161 93H162V92H161ZM163 93H164V92H163ZM163 93H162V94H163ZM173 93H174V92H173ZM178 93H179V91H178ZM178 93L175 92L174 94L177 95ZM208 93H209V91H208ZM211 93H212V92H211ZM230 93H231V92H230ZM234 93H235V92H234ZM234 93H233V94H234ZM23 94H24V93H23ZM25 94H24L23 96H26V97L29 99V96H30V95L27 96V95H25ZM63 94H64L63 92H62V94L60 93V96H62V98H64V97H63ZM79 94H80V93H79ZM81 94H82V93H81ZM96 94H97V93H96ZM96 94H95V95H96ZM129 94H130V93H129ZM164 94H165V93H164ZM166 94H167V93H166ZM185 94H186V93L184 92L183 95L185 96ZM195 94H196V93H195ZM199 94H200V93H199ZM212 94L215 96V95H217L218 93H217V94L212 93ZM219 94H220V93H219ZM228 94H229V92H228ZM247 94L249 95V93H247ZM20 95H21V94H19L18 96H20ZM33 95H35V94H33ZM38 95H39V94H38ZM56 95H57V94H56ZM82 95H83V94H82ZM112 95H113V94H112ZM115 95H118V94H115ZM115 95H113V96H115ZM124 95H125V94H124ZM159 95H160V94H159ZM172 95H173V94H172ZM172 95H171V96H172ZM175 95H173V96H175ZM178 95H179V94H178ZM183 95H182V96H183ZM190 95H194V94H191V93H190V94H189V97H187L188 95L186 94V97H185V98H190V99L193 100V97L191 98ZM201 95H203V94H200V96H201ZM204 95H207V94H204ZM223 95H224L226 98L228 97V96H227V93H226V95H225V94H223ZM23 96H22V97H23ZM83 96H85V94H84ZM136 96H137V95H136ZM142 96H144V95H142ZM142 96H141V97H142ZM163 96H164V95H163ZM167 96H168V95H167ZM171 96H170V98H171ZM220 96H221V95H220ZM224 96H223V97L221 96L222 99L224 98ZM234 96H236V94H235ZM234 96L231 95V97H234ZM237 96H240V95L237 94ZM237 96L234 97V100L237 98ZM241 96H242V95H241ZM243 96H244V94H243ZM243 96H242V97H243ZM245 96H246V95H245ZM245 96H244V98H246ZM251 96H252V95H251ZM22 97H21V99L24 98V97H23V98H22ZM32 97H33V96H32ZM36 97L39 98V96H36ZM134 97H135V95H134ZM144 97H146V96H144ZM144 97H143V98H144ZM155 97H156V96H155ZM178 97H180V96H178ZM194 97H195V96H194ZM198 97H199V96H198ZM204 97H205V96H204ZM207 97H208V96H207ZM212 97H213V96H212ZM215 97H217V96H215ZM249 97H250V96H249ZM249 97H248V98H249ZM254 97H255V96H254ZM257 97H259V96H257ZM261 97H263V96L261 95ZM10 98H11V97H10ZM10 98H9V99H10ZM27 98H26V100H27ZM40 98H42V97H40ZM40 98H39V99H40ZM56 98L59 99L60 97L58 98V96H56ZM62 98H61V99H62ZM119 98H120V97H119ZM128 98H129V97H128ZM135 98H136V97H135ZM147 98H148V97H147ZM147 98H146V99H147ZM167 98H168V97H167ZM172 98H173V97H172ZM202 98H203V97H202ZM202 98L200 97V99H202ZM217 98H218V97H217ZM217 98H216V101H217ZM226 98H224L223 100H225ZM252 98H253V96H252ZM252 98H251V101H252L253 99H255V98H253V99H252ZM21 99H20V100H21ZM24 99H25V98H24ZM49 99H50V98H49ZM64 99H65V98H64ZM129 99H130V98H129ZM136 99H137V98H136ZM157 99H159V98H157ZM174 99H175V98H174ZM177 99H178V98H177ZM183 99H184V98H182V99L179 100V101L177 100L178 103L181 102V103H179V104H181V105H180L181 107H182V104H184V105L187 104L186 102H188V101H186V100H189V99H186V100H183ZM203 99H204V98H203ZM203 99H202V100H203ZM205 99H206V98H205ZM205 99H204V100H205ZM207 99H208V98H207ZM207 99H206V100H207ZM212 99L215 101V98H212ZM218 99H219V98H218ZM239 99H240V98H239ZM239 99H236V101H235V102H237V105H238V103H239ZM242 99H243V98H242ZM257 99H258V98H257ZM260 99H263V98H260ZM260 99H258V100L260 101ZM10 100H11V102H13L12 99H10ZM29 100H30V99H29ZM29 100H28V101H29ZM35 100H36V98L34 97V100H33V101H35ZM99 100H100V99H99ZM132 100H133V98H132ZM132 100L130 99V101H132ZM149 100H150V99L148 98L146 101H149ZM161 100H162V99H161ZM164 100H165V99H164ZM164 100H163V101H164ZM171 100H172V99H171ZM194 100H196V102H197V98L194 99ZM227 100H228V99H227ZM234 100H233V102H234ZM23 101H24V100H23ZM37 101H39V100H37ZM37 101H36V102H37ZM49 101H50V100H49ZM59 101H60V103H61V100H60V99H59ZM59 101H56V102H59ZM65 101H66V100H65ZM65 101L62 99V103L65 102ZM121 101H122V100H121ZM140 101L143 102V100H139V102H140ZM153 101H154V100H153ZM165 101H166V100H165ZM174 101H175V100H174ZM174 101H172V102L174 103ZM185 101H186V102H185ZM190 101H191V100H190ZM198 101H199V100H198ZM207 101H208V100H207ZM209 101H210V100H209ZM209 101H208V102L205 101L206 104L209 103ZM221 101H222V100H221ZM249 101H250V100H249ZM261 101H262V100H261ZM30 102H31V100H30ZM142 102H141V104H142ZM144 102H145V100H144ZM150 102H151V101H150ZM155 102H156V101H155ZM159 102H160V101H159ZM183 102H185V103H183ZM192 102H194V101H192ZM192 102H190V103H192ZM200 102H201V101H200ZM222 102H223V101H222ZM231 102H232V101H231ZM241 102H242V100H240V105H241ZM255 102H256V101H255ZM23 103H24V102H23ZM23 103H22V105H23ZM34 103H35V102H34ZM34 103H33V104H34ZM157 103H158V102H157ZM160 103H161V102H160ZM162 103H163V102H162ZM169 103H170V102H169ZM169 103H168V106H169ZM175 103H176V102H175ZM175 103H174V105H176ZM194 103H195V102H194ZM226 103H227V101H226ZM228 103H229V102H228ZM228 103H227V104H228ZM243 103H244V102H242V104H243ZM245 103H246V102H245ZM245 103H244V104H245ZM253 103H254V100H253ZM259 103L261 104V102H259ZM263 103H264V102H263ZM13 104H15V103H13ZM17 104H18V102H17ZM43 104H44V103H43ZM99 104H100V103L98 102V105H99ZM144 104H145V103H144ZM152 104H153V103H152ZM166 104H167V103H166ZM198 104L200 105L201 103H198ZM198 104H196V105H198ZM206 104H204V105H206ZM246 104H247V103H246ZM249 104H250V103H249ZM119 105H120V104H119ZM122 105H124V104H122ZM136 105H137V104H136ZM147 105H148V104H147ZM154 105H155V104H154ZM158 105H159V104H158ZM158 105H157V106H158ZM170 105H171V104H170ZM184 105H183V106H184ZM204 105L201 106V107H203V108H201V110L203 109V110H202L203 113H202V112H201V114L198 113V117H199V116H202V117H203V115H204V118H205V117H206V118H209V121H207V123L210 122V124H212L211 122L213 121V120H212V121L210 120V117L213 116V115L216 116V119L219 118L218 120H220V117H219L220 115H216L214 112H213L214 114L211 113V114H212V115H211L210 112H212V111H209V110H207V111H209V115H211V116H210V117L206 116V115H208V112L206 111V106L209 107L210 105H209V106H208V104H207L206 106H204ZM218 105H219V102H218ZM234 105H235V104H233V106H234ZM252 105H254V104H252ZM263 105H264V104H263ZM263 105L261 104V105H259V106H263ZM13 106H14V105H13ZM19 106H21V105H19ZM19 106H18V108H19ZM25 106H26V105L24 104V108H25V110H26V108H27L29 105L26 106V107H25ZM126 106H127V105H126ZM145 106H146V105H145ZM157 106H156V107H157ZM172 106H173V105H172ZM188 106L191 107L192 104L190 105V104L188 103V104L186 105V108H189ZM223 106H224V105H223ZM225 106H226V105H225ZM231 106H232V105H231ZM231 106H230V107H231ZM242 106H243V105H242ZM30 107H31V106H30ZM30 107H29V108H30ZM192 107H193V106H192ZM228 107H229V105H228L227 107H225V109H226V110L228 109L227 111L229 112V109H231V108H233V107H231V108H228ZM235 107H236V105H235ZM238 107H240V106H237V108H238ZM253 107H254V106H253ZM255 107H256V106H255ZM32 108H33V106H32ZM96 108H97V107H96ZM98 108H99V107H98ZM120 108H121V107H120ZM124 108H125V107H124ZM184 108H185V107H184ZM193 108H194V107H193ZM204 108H205V110H204ZM209 108L211 109V108H213V107H209ZM209 108H207V109H209ZM249 108H250V105H249ZM128 109H129V108H128ZM138 109L140 110V108H138ZM138 109H137V110H138ZM142 109H143V108H142ZM239 109H241V108H238V110H239ZM250 109H251V108H250ZM252 109H253V108H252ZM21 110L23 111V106H22V109H21ZM30 110H31V108H30ZM40 110H41V109H40ZM121 110H123V108H121ZM179 110H180V109H179ZM182 110H183V109H181V111H182ZM197 110L199 111L200 109H197ZM223 110H224V108H223ZM231 110H232V109H231ZM231 110H230V111H231ZM234 110H235V109H234ZM19 111H20V110H19ZM27 111H28V109L26 110V112H27ZM36 111H37V110H36ZM44 111H45V110L42 109L41 112H44ZM106 111H108V110H106ZM125 111L128 112V110H125ZM155 111H156V110H155ZM155 111H154V112H155ZM163 111H165V110H163ZM174 111L176 112V110H174ZM183 111H185V110H183ZM187 111H188V110H187ZM204 111H205V112H204ZM215 111H216V110H215ZM232 111H233V110H232ZM258 111H259V109H258ZM101 112H102V111L100 110V113H101ZM119 112H120V111H119ZM149 112H150V110H149ZM159 112H160V111H159ZM159 112H158V113H159ZM178 112H179V111H178ZM185 112H186V111H185ZM194 112H195V111H194ZM199 112H200V111H199ZM206 112H207V113H206ZM242 112H243V111H242ZM104 113H106V112H104ZM120 113H121V112H120ZM129 113L131 114L130 111H129ZM139 113H140V112H139ZM162 113H163V112H162ZM164 113H165V112H164ZM166 113H167V112H166ZM166 113H165V114H166ZM189 113H190V111H189ZM195 113H196V112H195ZM195 113H194V115H195ZM204 113H206V115H205ZM222 113H223V115H227V114H225L224 111H222ZM226 113H227V112H226ZM229 113H230V112H229ZM229 113H228L229 116H228V115H227V116H228V118H229V117L231 118L232 115L229 114ZM232 113H233V112H232ZM234 113H235V111H234ZM243 113H244V112H243ZM130 114H129V115H130ZM144 114H145V113H144ZM153 114H154V113H153ZM174 114H175V113H174ZM181 114L184 115L182 112H181ZM187 114H188V113H187ZM187 114H186V115H187ZM190 114H191V113H190ZM192 114H193V112H192ZM192 114L190 115V116H191V119H192V117H193ZM236 114H237V113H236ZM245 114H246V113H244V116H245ZM260 114H261V113H260ZM121 115H122V113H121ZM121 115H120V116H121ZM131 115H132V114H131ZM133 115H135V114H133ZM133 115H132V117H133ZM137 115H139V114H137ZM151 115H152V114H151ZM156 115H157V114H156ZM182 115H181V117H183ZM196 115H197V113H196ZM196 115H195V116H196ZM240 115L243 116V114H240ZM247 115H248V114H246V116H247ZM255 115H256V114H255ZM257 115H258V114H257ZM87 116H88V115H87ZM118 116H119V115H118ZM123 116H125V115H123ZM142 116H143V115H142ZM142 116H141V117H142ZM160 116H161V115H160ZM175 116H176V115H175ZM215 116H214V118H215ZM217 116H218V117H217ZM234 116H235V115H234ZM7 117H8V116H7ZM14 117H16V116H14ZM97 117H98V116H97ZM105 117H106V116H105ZM139 117H140V116H139ZM141 117H140V118H141ZM143 117H145V116H143ZM148 117H149V116H148ZM158 117H159V116H158ZM188 117H189V115H188ZM188 117H187L186 119H184V117H183V120H185V121L181 122V124L183 123V125H184V124L186 125V123H187L186 121H189V120H188V119H189ZM202 117H201L200 119H203ZM178 118L180 119V115H179ZM178 118H177V119H178ZM196 118H197V117H196ZM196 118H194V119H196ZM206 118H205V119H206ZM214 118H212V119H214ZM228 118H227V117H224L223 119H222V118H221V119H222V120H224V119L227 120ZM230 118H229V119H230ZM237 118H238V117H237ZM237 118L235 119V121H238ZM246 118H247V117H246ZM253 118H254V117H253ZM10 119H11V118H10ZM24 119H25V118H24ZM24 119H23V120H24ZM47 119H48V118H47ZM69 119H70V118H69ZM130 119H132V118H130ZM142 119H143V118H142ZM152 119H154V116H153ZM152 119H151V120H152ZM157 119H158V118H157ZM164 119H165V118H164ZM164 119H163V120H164ZM216 119H215V121H217ZM233 119H234V118H233ZM259 119H260V118H259ZM4 120H5V119H4ZM4 120H3V121H4ZM12 120H13V119H12ZM17 120L19 121V119H17ZM27 120H28V119H27ZM100 120H101V119H100ZM123 120H124V119H123ZM125 120H126V119H125ZM159 120H160V119H159ZM197 120H198V119H197ZM197 120H195V121L197 122ZM207 120H208V119H207ZM225 120H224V121H225ZM242 120H243V119H242ZM242 120L240 121V118H239V121H240V122H242ZM248 120H249V119H248ZM256 120H257V119H256ZM262 120H263V119H262ZM24 121L26 122V120H24ZM70 121H71V120H70ZM112 121H113V120H112ZM127 121H128V120H127ZM129 121H130V120H129ZM140 121H141V119H140ZM143 121H145V120L143 119ZM149 121H150V120H149ZM149 121H147V122L149 123ZM152 121H153V120H152ZM156 121H157V120H156ZM180 121H182V119H180ZM191 121H193V120H191ZM198 121H200V120H198ZM215 121H213V122H215ZM227 121H228V120H227ZM239 121H238V122H239ZM263 121H264V120H263ZM5 122H6V121H5ZM9 122H10V121H9ZM19 122H21V121H19ZM32 122H33V121H32ZM32 122H30V123L32 124ZM48 122H50V121L48 120ZM71 122H72V121H71ZM117 122H118V121H117ZM125 122H126V121H125ZM147 122H146V123H147ZM184 122H186V123H184ZM196 122H195V123H196ZM217 122H218V121H217ZM231 122H232V121H231ZM238 122H237V123H238ZM240 122H239V123H240ZM259 122H260V120H259ZM28 123H29V122H28ZM52 123H53V122H52ZM76 123H77V122H76ZM82 123H83V122H82ZM119 123H120V122H119ZM129 123H130V122H129ZM129 123H128V124H129ZM133 123H134V122H133ZM150 123H151V122H150ZM190 123H191V122H190ZM190 123H189V124H190ZM195 123H194V124H195ZM200 123H201V122H200ZM200 123H199V124H200ZM223 123H226V121L223 122ZM227 123H229V122H227ZM233 123H234V122H233ZM237 123H236V125H237ZM16 124H17V123H16ZM20 124H21V123H20ZM26 124H27V123H26ZM34 124H35V122H34ZM50 124H51V123H49V126H50ZM78 124H79V123H78ZM151 124H152V123H151ZM154 124H155V123H154ZM157 124H158V123H157ZM157 124H156V126H158ZM159 124H160V123H159ZM187 124H188V123H187ZM189 124H188L187 126H189ZM213 124H214V123H213ZM215 124H216V122H215ZM215 124H214V125H215ZM246 124H247V123H246ZM252 124H253V123H252ZM263 124H264V123H263ZM37 125H39V124H37ZM37 125H34V126L37 127ZM119 125H120V124H119ZM183 125H182V126H183ZM185 125H184L183 127L180 126V128L183 129L184 127H186ZM200 125H201V124H200ZM225 125L228 126V127L230 126V125H227V124H225ZM236 125H233V126L236 127ZM249 125H250V123H249ZM23 126H24V128H25V125H23ZM40 126H42V125H40ZM127 126H128V125H127ZM134 126H135V125H133V127H134ZM141 126H142V125H141ZM148 126H149V125H148ZM156 126H155V127H156ZM176 126H177V125H176ZM176 126H175V127H176ZM195 126H196V125H195ZM201 126H202V125H201ZM218 126H219V125H218ZM233 126H232V127H233ZM262 126H263V125H262ZM13 127H14V126H13ZM32 127H33V125H32ZM32 127H31V128H32ZM38 127H39V126H38ZM58 127H59V126H56V127H53V126H52V128H51V126H50V128H49L51 131H53V132L56 134V135L54 134L55 136L52 135L53 133L50 134V135H52V136H49V137H47V135H44V134H46V132H47V134H48L49 132H48V130H46V131L43 130L42 127H40V128H42L41 130H39L40 128H37V129L39 130V132H38V130H37L36 132H38V134H40V131L42 132V130H43L44 133L42 132V135H43L44 137L46 136L47 138H50V137H51V138H52V137L55 138V137H57V136L59 135V136H58V137H59V140H58V138L55 139V140H58V141H56V142L59 143V141L62 140V139H61L62 136H63L65 133L67 134V132H64V131H63L62 129H60V128H59V130H58ZM72 127H73V126H71V128H72ZM100 127H101V126H100ZM122 127H123V126H122ZM133 127H131V128H133ZM153 127H154V126H153ZM155 127H154V128H155ZM158 127H159V126H158ZM177 127H178V126H177ZM191 127H192V126H191ZM193 127H194V125H193ZM199 127H200V126H199ZM199 127H198V125H197V129H196V130L200 129ZM212 127H215V126L212 125ZM212 127H210V128H211L212 130H214ZM234 127H233V129L235 130L237 127H236V128H234ZM53 128H54V129H53ZM56 128H57L58 131L61 130V132H64V134L62 133L63 135H60V134H61L60 132H59V134H57L58 131L56 130L57 133L55 132V129H56ZM78 128H79V127H78ZM137 128H139V127H137ZM146 128H147V127H146ZM146 128H144V129H146ZM159 128H160V127H159ZM189 128H190V127H189ZM204 128H205V126H204ZM204 128H203V129H204ZM219 128H220V127H219ZM242 128H243V127H242ZM242 128H240V129L242 130ZM17 129H20V128H17ZM33 129H34V127H33ZM63 129H64V128H63ZM100 129H101V128H100ZM125 129H126V128H125ZM142 129H143V128H142ZM142 129L139 130V131H142ZM187 129H188V128H187ZM192 129H193V128H192ZM7 130H9V129H7ZM14 130H15V129H13V131H14ZM30 130H32V129H30ZM72 130H73V129H72ZM101 130H103V129H101ZM115 130H117V129H115ZM132 130H133V129H132ZM151 130H152V129H151ZM155 130H157V129H155ZM204 130H205V129H204ZM204 130H203V131H204ZM212 130H211V131H212ZM216 130H217V129H216ZM231 130H232V129H231ZM254 130H255V129H254ZM9 131H10V130H9ZM19 131H20V130H19ZM23 131H24V130H23ZM51 131H50V133H51ZM66 131H68V130H66ZM77 131H78V130H77ZM129 131H130V129H129ZM145 131H146V130H145ZM145 131H144V132L142 131V133H145ZM181 131H182V130H181ZM188 131L191 132L190 135L192 136V135H193V134H192V131H191V130H188ZM188 131H187V133H188ZM193 131H194V130H193ZM198 131H199V130H198ZM198 131H197V132H198ZM201 131H202V129H201ZM201 131H200V132H201ZM203 131H202V133H203ZM211 131H210V132H211ZM252 131H253V130H252ZM11 132H12V131H11ZM36 132H35V133H36ZM146 132H147V131H146ZM172 132H173V131H172ZM197 132L194 131V135H196L195 133H197ZM200 132H198V133H200ZM219 132H221V131H219ZM229 132L232 133L231 131H229ZM229 132H228L227 134H230ZM235 132H238L237 134L239 135V132H240L239 128H237V130L234 131V134H233V133L230 134V135H231L230 137H232V135H234L235 138L237 137V139H238V136H237V134H236ZM242 132H243V130H242ZM78 133H79V134H77V135H80L81 132H78ZM129 133H130V132H129ZM129 133H127V134L129 135ZM151 133H152V132H151ZM181 133H182V132H181ZM202 133H200L201 135L199 134V136H198L199 138L202 137L203 135H206V132H205V134H204V133L202 134ZM208 133H209V132H208ZM208 133H207V134H208ZM214 133H215V132H214ZM252 133H253V132H252ZM255 133H256V132H255ZM13 134H14V133H13ZM17 134H18V133H17ZM17 134H16V135H17ZM32 134H33V133H32ZM72 134H73V133H72ZM139 134H141V133H139ZM148 134H150V133H148ZM211 134H212V133H211ZM217 134H218V133H217ZM222 134L224 135L225 133H222ZM227 134H225V136H226ZM42 135H41V137H43ZM141 135H143V137H144V134H141ZM183 135H184V134H183ZM188 135H189V134H188ZM209 135H210V133L208 134V136H209ZM218 135H219V134H218ZM223 135H220V136L224 137ZM252 135H253V134H252ZM257 135H258V133H257ZM33 136H34V135H33ZM39 136H40V135H39ZM60 136H61V137H60ZM72 136H74V135H72ZM148 136H150V135H148ZM175 136H176V135H175ZM191 136H190V138H192V137L194 138V136H192V137H191ZM196 136H197V135H196ZM196 136H195V138H196ZM234 136H233V137H234ZM5 137H6V136H5ZM14 137H15V134H14ZM17 137H18V136H17ZM35 137H36V136H35ZM41 137H40V138H41ZM46 137H45V138H46ZM63 137L65 138L66 136L64 135ZM67 137H68V136H67ZM67 137H66V138H67ZM69 137L71 138V134L69 135ZM102 137H103V136H102ZM129 137H130V136H129ZM146 137H147V136H146ZM198 137H197V138H198ZM203 137H204V136H203ZM203 137H202V138H203ZM227 137H229V136H226L225 138L228 139ZM230 137H229V139H231ZM245 137H246V136H245ZM259 137H260V135H259ZM36 138H39V137L37 136ZM76 138H78V137H76ZM97 138H98V137H97ZM181 138H182V137H181ZM184 138H185V137H184ZM195 138H194L193 140L196 141L197 138H196V139H195ZM199 138H198V139H199ZM217 138H219V137H217ZM261 138H262V137H261ZM72 139H73V138H72ZM72 139H71V141H72ZM78 139L80 140L81 137L79 136ZM84 139H85V138H83L82 141H83ZM101 139H102V138H101ZM139 139H140V138H139ZM198 139H197V141H198ZM209 139H210V137H209ZM219 139H220V138H219ZM219 139H218L217 141H219ZM222 139H224V138H222ZM222 139H221V140H222ZM226 139H225V140H226ZM233 139H234V138H233ZM17 140H18V138H17ZM41 140H42V139H41ZM44 140H45V139H44ZM48 140H49V139H48ZM76 140H77V139H76ZM79 140H78V142H80ZM90 140H95V139H92V138H91ZM107 140H108V139H107ZM130 140H131V139H130ZM142 140H143V139H142ZM200 140H202V139H200ZM200 140H199V141H200ZM63 141H64V140H63ZM63 141H62V143H63ZM68 141H70V140H68ZM74 141H75V140H74ZM137 141H138V140H137ZM137 141H135V142H137ZM183 141H184V139H183ZM185 141H186V140H185ZM187 141H188V140H187ZM187 141H186V142H187ZM199 141H198V142H199ZM205 141H206V139H205ZM231 141H232V140H231ZM235 141H236V140H235ZM237 141H238V140H237ZM243 141H244V140H243ZM248 141H249V140H248ZM248 141H247V142H248ZM251 141H252V140H251ZM14 142H15V141H14ZM41 142H43V141H41ZM50 142H51V139H50ZM56 142H55V143H56ZM72 142H73V141H72ZM72 142H71V143H72ZM98 142H100V140H98ZM101 142H102V141H101ZM118 142H119V140H118ZM177 142H178V141H177ZM186 142H185V143H186ZM188 142H189V141H188ZM198 142H197V143H198ZM203 142H204V141H203ZM226 142H227V141H226ZM233 142H234V141H233ZM245 142H246V141H245ZM23 143H24V142H23ZM23 143H22V144H23ZM35 143H36V142H35ZM51 143H53V142H51ZM60 143H61V142H60ZM64 143H65V142H64ZM68 143H69V142H68ZM68 143H67V144H68ZM92 143H93V142H92ZM102 143H104V142H102ZM119 143H121V142H119ZM123 143H124V142H123ZM175 143H176V142H175ZM181 143H182V142H181ZM183 143H184V142H183ZM216 143H217V142H216ZM228 143H229L228 146L231 145L230 142H228ZM231 143H232V142H231ZM250 143H251V142H250ZM250 143H249V145L252 144V143H251V144H250ZM33 144H34V143H33ZM33 144H32V145H33ZM38 144H39V143H38ZM43 144H44V145H45V144L48 145V143H47V142L45 143V141H44ZM53 144H54V143H53ZM87 144H90V143H87ZM87 144H86L85 146H87ZM94 144H95V141H94ZM96 144H97V143H96ZM104 144H105V143H104ZM179 144H180V143H179ZM203 144H204V143H203ZM213 144H214V143H213ZM234 144H235V143H233V145H234ZM236 144H237V143H236ZM13 145H15V143H13ZM16 145H17V144H16ZM28 145H29V143H28ZM50 145H52V144H50ZM54 145H57V144H54ZM90 145H91V144H90ZM90 145H89V146H90ZM126 145H128V144H126ZM146 145H147V144H146ZM186 145H188V144H186ZM237 145H238V144H237ZM244 145H245V144H244ZM253 145H254V142H253ZM10 146H11V145H10ZM30 146H31V145H30ZM30 146H29V147H30ZM36 146H37V145H36ZM38 146H39V145H38ZM38 146H37V147H38ZM74 146H75V145H74ZM89 146H87V147H89ZM92 146L96 147L95 145H92ZM101 146H102V145H101ZM128 146H129V145H128ZM181 146H182V145H181ZM183 146H184V145H183ZM188 146H189V145H188ZM212 146H213V145H212ZM242 146H243V145H242ZM245 146H246V145H245ZM16 147H17V146H16ZM39 147H40V146H39ZM55 147L57 148V146H55ZM111 147H112V145H111ZM194 147H195V146H194ZM214 147H215V145H214ZM226 147H227V146H226ZM232 147H233V146H232ZM235 147H236V146H235ZM11 148H13V147H11ZM18 148H20V146H19ZM27 148H28V147H27ZM30 148H31V147H30ZM65 148H67V147H65ZM68 148H69V146H68ZM68 148H67V149H68ZM100 148H101V147H100ZM123 148H124V147H123ZM186 148H187V147H186ZM189 148H191V147H189ZM205 148H206V146H205ZM236 148H237V147H236ZM236 148H235V149H236ZM242 148H243V147H242ZM251 148H253V147L251 146L250 149H251ZM255 148H256V147H255ZM33 149H34V147H32V150H33ZM59 149H60V148H59ZM62 149H63V148H62ZM96 149H97V151H96ZM96 149L94 150L95 152H91V151H90L91 154H94V155H93L94 157H92V158H95L96 155H97L96 152H98V148L96 147ZM107 149H108V148H107ZM116 149H117V148H116ZM167 149H168V148H167ZM181 149H182V148H181ZM214 149H215V148H214ZM217 149H218V148H217ZM253 149H254V148H253ZM253 149H252V150H253ZM15 150H17V149H15ZM21 150L23 151L22 148H21ZM56 150H57V149H56ZM87 150H88V148H87ZM90 150H91V148H90ZM92 150H93V149H92ZM120 150H121V149H120ZM125 150H129V149H125ZM131 150H132V149H131ZM239 150H240V149H239ZM26 151H27V150H26ZM26 151L24 150L23 152H26ZM28 151H29V150H28ZM28 151H27V152H28ZM37 151H40V150H37ZM41 151L43 152V151H45V150H42V149H41ZM67 151H68V150H67ZM113 151H114V149H113ZM117 151H118V150H117ZM121 151H123V150H121ZM133 151H134V150H133ZM168 151H169V150H168ZM181 151H182V150H181ZM194 151H196V150H194ZM207 151H208V150H207ZM212 151H213V150H212ZM233 151H234V150H232L231 153H232ZM240 151H241V150H240ZM257 151H259V150L257 149ZM0 152H1V151H0ZM2 152H3V151H2ZM18 152H19V151H18ZM20 152H21V151H20ZM52 152H53V151H52ZM55 152H57V151H55ZM72 152H73V151H72ZM75 152H76V151H75ZM84 152H85V151H84ZM104 152H105V150H104ZM172 152H174V150H173ZM175 152H176V151H175ZM216 152H217V151H216ZM5 153H7V150H6ZM8 153H9V152H8ZM21 153H22V152H21ZM105 153H108V151L105 152ZM113 153H114V152H113ZM119 153H120V152H119ZM160 153H161V152H160ZM164 153H165V152H164ZM196 153H197V152H196ZM196 153H194V154L196 155ZM254 153H256V152H254ZM2 154H3V153H2ZM30 154H31V153H30ZM38 154H39V153H38ZM63 154H64V153H63ZM63 154H60V155L63 156ZM66 154H67V156H68V153H66ZM70 154H71V153H70ZM87 154H89V153H87ZM95 154H96V155H95ZM115 154H116V152H115ZM242 154H243V153H242ZM246 154H247V153H246ZM18 155H19V153H18ZM24 155H25V154H24ZM24 155H23V156H24ZM31 155H33V154H31ZM54 155H55V154H54ZM110 155L114 156L113 154H110ZM122 155H123V154H122ZM125 155H126V154H125ZM135 155H136V154H135ZM216 155H217V154H216ZM244 155H245V154H244ZM254 155H255V154H254ZM257 155H258V153H257ZM261 155H263V153H262ZM15 156H16V155H15ZM19 156H21V154H20ZM23 156H22V157H23ZM55 156H56V155H55ZM98 156H99V155H97V157H98ZM108 156H109V155H108ZM131 156H132V155H131ZM136 156H137V155H136ZM192 156H193V155H192ZM197 156H199V155H197ZM218 156H219V155H218ZM220 156H221V155H220ZM228 156H231V154L228 155ZM252 156H253V155H252ZM24 157H25V156H24ZM60 157H61V156H60ZM63 157H64V156H63ZM70 157H71V156H70ZM70 157H69V158H70ZM74 157H75V156H74ZM106 157H107V156H106ZM195 157H196V156H195ZM231 157H232V156H231ZM258 157H259V156H258ZM40 158H41V157H40ZM42 158H43V157H42ZM42 158H41V159H42ZM83 158H84V157H83ZM90 158H91V157H90ZM92 158H91V159H92ZM229 158H230V157H229ZM244 158H245V157H244ZM20 159H21V157H20ZM26 159H27V158L25 157V162H26ZM72 159H73V158H72ZM79 159H82V158H78V160H79ZM84 159H85V158H84ZM95 159H98V158H95ZM95 159H94V162H95V163H96L97 161L101 162V160H96V161H95ZM99 159H100V158H99ZM125 159H126V157H125ZM125 159H124V160H125ZM137 159H138V158H137ZM191 159H192V158H191ZM199 159H200V158H199ZM208 159H209V158H208ZM223 159H224V158H223ZM233 159H234V158H233ZM236 159H237V158H236ZM263 159H264V158H263ZM22 160H23V158H22ZM30 160H31V159H30ZM62 160H63V159H62ZM70 160H71V159H70ZM87 160H88V159H87ZM119 160H121V159H119ZM202 160H204V159H202ZM243 160H244V159H243ZM33 161H34V160H32V162H33ZM36 161H37V160H36ZM40 161H41V160L39 159V162H40ZM83 161H84V160H83ZM89 161H92V160H89ZM189 161H190V160H189ZM244 161H245V160H244ZM260 161H261V160H260ZM28 162H29V160H28ZM37 162H38V161H37ZM56 162H57V161H56ZM58 162H59V161H58ZM58 162H57V163H58ZM74 162H75V161H74ZM77 162H78V161H76L75 163H77ZM120 162H122V161H120ZM128 162H129V161H128ZM134 162H135V161H134ZM137 162L139 163L138 160H137ZM26 163H27V162H26ZM62 163H63V162H62ZM67 163L69 164L68 161H67ZM82 163L84 164V162H82ZM82 163H81V165H83ZM106 163H107V162H106ZM112 163H113V162H111V164H112ZM118 163H119V162H118ZM123 163H124V162H123ZM130 163H131V162H130ZM240 163H241V162H240ZM263 163H264V162H263ZM35 164H36V163H34V165H35ZM37 164H38V163H37ZM64 164H65V163H64ZM78 164H80V163H78ZM92 164H93V163H92ZM98 164H99V163H98ZM211 164H212V162H211ZM221 164H223V163H221ZM244 164H245V163H244ZM255 164H257V163H255ZM28 165H29V164H28ZM58 165H59V164H58ZM75 165H76V164H75ZM93 165H94V164H93ZM101 165H102V164H99L98 166H101ZM107 165H108V164H107ZM109 165H110V164H109ZM112 165H113V164H112ZM112 165H110V166H112ZM123 165H125V164H123ZM140 165H141V164H140ZM182 165H183V164H182ZM182 165H181V166H182ZM195 165H196V164H195ZM224 165H225V164H224ZM233 165H235V164H233ZM29 166L32 167L31 165H29ZM60 166H61V165H60ZM69 166H70V165H69ZM88 166H89V164H88ZM90 166H91V165H90ZM127 166H128V165H127ZM127 166H126V167H127ZM133 166H134V165H133ZM80 167H81V166H80ZM80 167H79V168H80ZM94 167H95V165H94ZM104 167H105V166H104ZM104 167H103V168H102V166H101V168L96 167V170L94 169L95 171L93 170V168H92V169H89V170L91 171V173H93L92 171L96 172V171H99V170H101V169H104ZM107 167H109V166H107ZM186 167H187V166H186ZM186 167H184V168H186ZM230 167H231V166H230ZM233 167H234V166H233ZM240 167H241V166H240ZM245 167H246V166H245ZM258 167H259V166H258ZM57 168L60 169V167H57ZM61 168H62V167H61ZM67 168H68V167H67ZM67 168H66V169H67ZM69 168H71V167H69ZM87 168H88V167H87ZM112 168H113V167H112ZM131 168L133 169V167H131ZM216 168H217V167H216ZM219 168H220V167H219ZM33 169H34V168H33ZM35 169H36V168H35ZM63 169H64V167H63ZM97 169H99V170H97ZM114 169H116L117 172L120 171V170H118L117 168H114ZM114 169H112V171H115ZM128 169L131 170V169H130V166L128 167ZM139 169H141V168H139ZM222 169H223V168H222ZM225 169H226V168H225ZM253 169H254V168H253ZM36 170H37V169H36ZM68 170H69V169H68ZM105 170H106V169H105ZM107 170H108V169H107ZM126 170H127V168H126ZM129 170H127V171H129ZM187 170H189V169H187ZM191 170H192V169H191ZM223 170H224V169H223ZM229 170H230V169H229ZM233 170H234V169H233ZM28 171H29V170H28ZM33 171L35 172V170H33ZM37 171H38V170H37ZM64 171H67V170H64ZM69 171H70V173H71L72 170H69ZM69 171H67V172H69ZM77 171H78V170H77ZM83 171H84V170H83ZM87 171H88V169H87ZM87 171H85L84 174H85ZM139 171H140V170H139ZM220 171H221V170H220ZM246 171H247V170H246ZM246 171H245V169H244V172H246ZM260 171H261V169H260ZM102 172H103V171H102ZM104 172H105V171H104ZM130 172H131V171H130ZM134 172H135V171H134ZM134 172L132 171L131 173H134ZM137 172H138V171H137ZM165 172H166V171H165ZM177 172H179V171H177ZM185 172H187V171H185ZM190 172H191V171H190ZM26 173H27V172H26ZM61 173H62V172H61ZM107 173L109 174V176H108V177H109V181L114 180V179L110 178V176H111V175H114L116 172H114V173L111 174V171H110V172L108 171V172H106V174H107ZM118 173H119V172H118ZM118 173H117V174H118ZM131 173H130V174H131ZM171 173H172V172H171ZM180 173H181V172H180ZM180 173H179V174H180ZM188 173H189V172H188ZM220 173H221V172H220ZM232 173H233V172H232ZM232 173H230V174H232ZM240 173H241V175H239V176H242L243 173H242V172H240ZM247 173H248V172H247ZM27 174H30V173H27ZM76 174H78V173H76ZM108 174H107V175H108ZM117 174H115V175L117 176ZM120 174H121V173H120ZM130 174H129V175H130ZM134 174H136V172H135ZM138 174H139V173H138ZM168 174H169V173H168ZM221 174H222V173H221ZM228 174H229V173H228ZM230 174H229V175H230ZM234 174H235V173H234ZM30 175H32V172H31ZM36 175H37V174H36ZM61 175H62V174H61ZM69 175H70V174H69ZM98 175H99V174H98ZM101 175H102V174H101ZM101 175H99V176H101ZM103 175H105V173H104ZM103 175H102V176H103ZM107 175H106V177H107ZM136 175H137V174H136ZM139 175H140V174H139ZM165 175H166V174H165ZM222 175H223V174H222ZM263 175H264V174H263ZM65 176H66V175H65ZM67 176H68V174H67ZM73 176H74V175H73ZM73 176H72V177H73ZM166 176H168V175H166ZM166 176H165V177H166ZM213 176H214V174H213ZM231 176H232V175H231ZM25 177H26V176H25ZM27 177H28V176H27ZM29 177H30V176H29ZM31 177H33V175H32ZM34 177H35V176H34ZM127 177H129V176H127ZM169 177H170V176H169ZM174 177H175V175H174ZM183 177H184V176H183ZM223 177H224V176H223ZM262 177L264 178V176H262ZM68 178H70V177H68ZM74 178H75V177H74ZM81 178H83V177H81ZM85 178H87V176H86ZM91 178L93 179L94 177H91ZM95 178L97 179V182H100V184L102 183L101 181H103V180L107 181V180L104 179L103 177H101V178H103V180H101L100 177H95ZM98 178H100V179H98ZM113 178H114V176H113ZM198 178H199V177H198ZM235 178H236V174H235ZM26 179H27V178H26ZM29 179H30V178H29ZM65 179H66V178H65ZM70 179H71V178H70ZM87 179H88V178H87ZM110 179H111V180H110ZM174 179H175V178H173V180H174ZM176 179H177V178H176ZM196 179H197V178H196ZM213 179H214V177H213ZM216 179H217V178H216ZM226 179H227V178H226ZM238 179H239V178H238ZM36 180H37V179H36ZM63 180H64V177H63ZM68 180H69V179H68ZM100 180H101V181H100ZM231 180H232V178H231ZM233 180H234V179H233ZM235 180H236V179H235ZM239 180H240V179H239ZM239 180H237V182H238ZM243 180H245V179L243 178ZM27 181H28V180H27ZM74 181H75V180H74ZM83 181H84V180H83ZM83 181H82V184L84 183ZM95 181H96V180H94V182H95ZM197 181H198V180H197ZM215 181H216V180H215ZM224 181H225V179H224ZM228 181H229V180H228ZM30 182H31V181H30ZM63 182H64V181H63ZM67 182H68V181H67ZM76 182H78V183L80 184V182H79L78 180H77ZM85 182H88V181L85 180ZM89 182H91V180H89ZM94 182H92V183H94ZM107 182H108V181H107ZM173 182H174V181H173ZM175 182H176V181H175ZM178 182H179V181H178ZM233 182H234V181H233ZM70 183H72V182H70ZM95 183H96V182H95ZM182 183H183V181H182ZM197 183H198V182H197ZM199 183H200V182H199ZM227 183H228V182H227ZM227 183H226V184H227ZM50 184H51V183H50ZM76 184H77V183H76ZM82 184H81V185H78V187H82ZM85 184H86V183H85ZM134 184H135V183H133V186H134ZM136 184H137V183H136ZM216 184H217V183H216ZM244 184H245V183H244ZM86 185H87V184H86ZM86 185H85V186H86ZM88 185H89V184H88ZM118 185H119V184H118ZM175 185H176V184H175ZM242 185H243V184H242ZM242 185H240V186H242ZM28 186H30V185L28 184ZM49 186H50V185H49ZM71 186H72V185H71ZM76 186H77V185H76ZM93 186H94V185H93ZM93 186H92V187H93ZM122 186H123V185H122ZM133 186H132V187H133ZM136 186H137V185H135V187L131 190V193L134 192L133 190L137 188ZM182 186H183V185H182ZM235 186H236V185H235ZM244 186H245V185H244ZM36 187H37V186H36ZM66 187H68V186H66ZM105 187H106V186H105ZM105 187H103V188H105ZM172 187H173V186H172ZM190 187H191V186H190ZM238 187H239V186H238ZM26 188H27V187H26ZM69 188H71V187H69ZM69 188H68V189H69ZM76 188H77V187H76ZM83 188H84V187H83ZM100 188H102V187H100ZM185 188H186V187H185ZM225 188H226V187H225ZM241 188H242V187H241ZM28 189H29V187H28ZM68 189H67V190H68ZM88 189H89V188H88ZM90 189H91V188H90ZM95 189H96V188H95ZM236 189H237V188H236ZM242 189H243V188H242ZM244 189L246 190V188H244ZM73 190H74V189H73ZM78 190H80V189H78ZM98 190H100V189H98ZM102 190H103V189H102ZM181 190H182V189H181ZM229 190H230V189H229ZM229 190H227V191L229 192ZM238 190H239V189H238ZM37 191H38V190H37ZM37 191H36V192H37ZM81 191H82V190H81ZM36 192H35V193H36ZM71 192H72V191H71ZM83 192H85V190H83ZM230 192H231V191H230ZM239 192H240V191H239ZM242 192L244 193V191H242ZM246 192H247V191H246ZM233 193H234V192H233ZM240 193H241V192H240ZM85 194H86V193H85ZM134 194H135V192H134ZM238 194H239V193H238ZM33 195H34V194H33ZM35 195H36V194H35ZM67 195H68V193H67ZM80 195H81V194H80ZM131 195H132V194H131ZM136 195H138V194H136ZM140 195H141V194H140ZM189 195H190V194H189ZM241 195H242V194H241ZM28 196H29V195H28ZM84 196H85V195H84ZM134 196H135V195H134ZM229 196H230V195H229ZM249 196H250V195H249ZM31 197H32V196H31ZM89 197H90V196H89ZM107 197H108V195H107ZM231 197H232V196H231ZM238 197H239V196H238ZM243 197H244V196H243ZM250 197H251V196H250ZM27 198H28V197H27ZM29 198H30V197H29ZM127 198H128V197H127ZM30 199H31V198H30ZM33 199H35V198H33ZM130 199H135V198H133V196H132V197H129V200H130ZM25 200H26V199H25ZM88 200H89V199H88ZM88 200H87V201H88ZM108 200H109V199H108ZM184 200H185V199H184ZM184 200H183V201H184ZM243 200H244V199H243ZM245 200H246V199H245ZM247 200H248V198H247ZM90 201H91V200H90ZM106 201H107V199H106ZM133 201H135V200H133ZM136 201H137V200H136ZM247 202H248V201H247ZM37 203H38V202H37ZM100 203H101V202H100ZM31 204H32V203H31ZM92 204H94V203H92ZM136 204H137V203H136ZM24 206H25V205H24ZM93 206L96 207L95 205H93ZM89 207H90V206H89ZM38 208H39V207H38ZM91 208H93V207L91 206ZM40 209H41V208H40ZM93 209H95V208H93ZM27 210H28V209H27ZM205 210H206V209H205ZM38 211H39V210H38ZM202 212H203V211H202ZM204 212H206V211H204ZM108 214H109V213H108ZM202 215H204V214L202 213ZM93 216H94V215H93ZM93 216H92V217H93ZM91 219H93V218H91ZM98 219H99V218H98ZM122 219H123V218H122ZM125 220H126V219H125ZM93 221H96V220H93ZM101 221H102V220H101ZM86 222H87V221H86ZM183 222H184V219H183ZM87 223H88V222H87ZM122 223H123V222H121V224H122ZM90 224H91V223H90ZM104 224H105V223H104ZM126 224H127V223H126ZM131 224H132V223H131ZM92 225H93V224H92ZM92 225H91V226H92ZM98 225H99V224H97V226H98ZM105 225H106V224H105ZM109 225H110V224H109ZM131 226H132V225H131ZM98 227H100V226H98ZM111 227H112V226H111ZM74 228H75V227H74ZM106 228H108V227H106ZM134 228H135V227H134ZM10 229H11V228H10ZM72 230H73V229H72ZM95 230H96V229H95ZM133 230H134V229H133ZM133 230H131V231H133ZM156 230H157V229H156ZM164 231H165V230H164ZM95 232L98 233V231H95ZM133 232H134V231H133ZM152 232H153V231H152ZM178 232L181 233L180 231H178ZM170 233H171V232H170ZM123 234H124V233H123ZM152 234H153V233H152ZM162 234H163V233H162ZM126 235H127V233H126ZM128 235H129V234H128ZM169 235H170V234H169ZM64 236H65V235L63 234L62 238H63ZM82 236H83V235H82ZM94 236H99V235H95V234H94ZM100 236H101V235H100ZM135 236H136V235H135ZM159 236H160V235H159ZM161 236H162V235H161ZM101 237H102V236H101ZM101 237H100V238H101ZM174 237H175V236H173V238H174ZM224 237H225V236H224ZM94 238H95V237H94ZM94 238H93V239L91 238V239L94 240ZM103 238H104V237H103ZM103 238H102V239H103ZM228 238H229V237H228ZM60 239H61V238H60ZM65 239H66V238H65ZM73 239H74V238H73ZM95 239H96V238H95ZM97 239H98V238H97ZM171 239H172V238H171ZM174 239H176V238H174ZM178 239H179V238H178ZM207 239H208V237H207ZM231 239H232V238H231ZM235 239H236V238H235ZM61 240H62V239H61ZM78 240H80V239H78ZM89 240H90V239H89ZM110 240H111V239H110ZM110 240H109V241H110ZM202 240H203V239H202ZM72 241H73V240H72ZM97 241H98V240H97ZM99 241H100L99 243L101 244L100 246H102V244H104V241H105V240H103L102 243H101V240H99ZM162 241H164V240H162ZM168 241H170V240H168ZM172 241H174V240H172ZM197 241H198V240H197ZM208 241H210V240H208ZM94 242H95V240L92 241V243H94ZM211 242H212V241H211ZM89 243H91V242H89ZM161 243H162V242H161ZM164 243H167V242H164ZM173 243H174V242H173ZM179 243H180V242H179ZM198 243H200V242H198ZM198 243H197V244H198ZM213 243H214V242H213ZM223 243H225V241H224ZM228 243H229V242H228ZM240 243H241V242H240ZM66 244H67V243H66ZM176 244H178V243L176 242ZM176 244H175V245H176ZM180 244H182V243H180ZM184 244H185V242H184ZM195 244H196V242H195ZM200 244H201V243H200ZM208 244H210V243H208ZM231 244H232V243H231ZM64 245H65V244H64ZM92 245H93V244H92ZM95 245L99 247V245H97L96 242H95ZM170 245H171V244H170ZM173 245H174V244H173ZM201 245H202V244H201ZM93 246H94V245H93ZM93 246H92V247H93ZM103 246H104V245H103ZM103 246H102V247H99V248L102 249ZM168 246H169V245H168ZM193 246H194V245H193ZM196 246H197V245H196ZM226 246H227V245H226ZM203 247H204V246H203ZM206 247H207V246H206ZM96 248H97V247L94 246V249H92V250L90 249L91 251H90L89 253H92V255H93L95 252H92V251L95 250ZM105 248H106V247H104L103 249H105ZM207 248H208V247H207ZM97 249H98V248H97ZM97 249H96L95 251L98 253L100 250L98 249L99 251H97ZM200 249H202V248H200ZM210 249H212V248H210ZM86 250H87V249H86ZM102 251H103V250H102ZM201 251H202V250H201ZM207 251H208V250H207ZM107 252H108V251H107ZM209 252H210V251H209ZM209 252H207V253H209ZM202 253H203V252H202ZM203 254H204V253H203ZM93 256H94V255H93ZM95 257H96V256H95ZM102 261H103V260H102Z\"/></svg>",
	"mask_w": 264,
	"mask_h": 264
}]
</instances>
